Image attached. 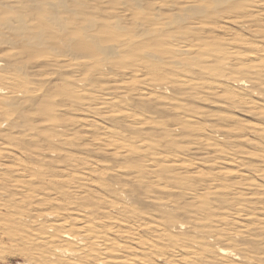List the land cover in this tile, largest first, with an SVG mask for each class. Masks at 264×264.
Instances as JSON below:
<instances>
[{"label":"rangeland","instance_id":"1","mask_svg":"<svg viewBox=\"0 0 264 264\" xmlns=\"http://www.w3.org/2000/svg\"><path fill=\"white\" fill-rule=\"evenodd\" d=\"M5 1V0H4ZM180 1H184V0H180ZM199 1V2H198ZM198 1H196V3L197 4H195V5H197L196 7L197 8H204L202 5H200V3H202L203 4V1L202 0H198ZM241 1V2H240ZM249 1V2H248ZM256 1H258V3H254V0H252V1H250V0H229V2L231 3H229L228 1V3L230 4V5H228V3H227V5L225 4V2H224V6H226V7H228V6H231V7H229L227 10H229L230 11V14H231V12H232V14H234V16H233V18L231 17V18H229L228 20L227 19H225V18H221V17H215V18H211V19H209V18H205V17H202V16H204V15H200V16H195L194 15V11H188V12H186L187 11V9L186 10H184V11H181V12H183V13H181V14H187V15H189V16H187L186 18H185V20H181L180 19V22H179V24H174V26L175 27H172L173 26V24H169V26L167 27V29H165V30H163V31H160V32H157V34H156V36L157 37H155L154 39H152V40H150L149 41V44L147 45L148 47H151V48H155V50H153V52L154 51H156V50H158V49H156L157 47H159V49L161 48L162 49V51H163V49H169V47L171 46V45H173L172 43H178V41H176V40H179L180 38H181V40H183L184 42L186 41V43L185 44H187V41H192L193 42V45H194V43L196 44V46L195 47H193L192 49L194 50V51H196V52H193V50L191 51L192 53H189V56H187L186 57V55H184V56H182V57H180L179 59H181V62H179V59H178V61H175V62H173L174 64H172V62L171 63H168L166 66L168 67V68H166L165 67V65L162 67V68H160V69H157V70H153V68L150 70V67H147V72H148V77L150 76V78H148L147 77V74H146V70H143V71H139L138 73H136V75H134L133 76V79L132 78H126L124 81H128V79L129 80H132L131 81V84H130V87H132V89L129 87V89L128 88H126V84L127 83H125L124 84V82L122 83V82H119V79H120V77H119V75H118V73H117V69L115 68V67H112L113 65L111 64V63H109V61L110 60H106V61H103V63H108V66H107V64H105L106 65V67H105V65H104V68H105V72H106V74L104 75V73H103V78H105L104 80H106V81H104L103 79H101L102 78V75H96V76H94L95 74H93V76H88V73H90L91 71H89L88 73H86V74H83V75H85L86 77H88V79H91V80H88L87 78H85V76H79V74L77 73L73 78L75 79H73L72 77L71 78H69V76H68V78L66 79H63V80H68V81H65V84H66V86H69V87H66V88H64V87H59V85L60 86H62V84H58V87H57V83H58V81H59V83H61V80H60V78L58 79L57 77L58 76H61L60 74H58V73H55V72H53V70H49L48 69V67H47V65H46V68L44 69V71L42 70L44 67H45V64H44V67L43 68H41L40 66H42L43 65V63H41L42 62V60L43 59H47L46 57H45V53L46 52H49V51H45V53L43 54V52H44V50H43V52H41V48H43V47H41L42 46V44H41V42H40V39L41 38H39V36L38 37H36V38H34L36 41H34V40H32V41H34V42H36V43H38L37 44V47H36V44H29V49L28 50H30V51H28L31 55H34L35 56V54L36 55H38V57H41L42 56V60L40 61V64H39V66H37V64L36 63H39V62H36V63H34L33 62V59L32 58H34V56H31L29 53H27V50H26V45H27V41H25L23 38H17V37H14V38H12V36L11 37H6V35H5V33H3L2 35H5V36H1L0 37V39H2V40H0V49L1 50H3V53L4 54H12L13 56H15L16 57V59H17V61H18V59L23 63V65L24 64H30V65H32V66H30V65H28L27 67H25V66H22L21 68H23L22 69V72L19 70V73H18V71H17V73H18V75L20 74V77H24L27 73H28V70L26 69V68H29V71L30 70H32L33 69V71H36V68L38 67V71H40V68H41V71H43V72H41L40 71V73H41V75H43V74H45L44 72H46V74L45 75H47L46 77H51V79H52V81H51V83L52 84H46L47 86H49V88L47 89L46 88V93L47 92H49V90H50V92L49 93H51L52 94V96H54V97H52V98H50L51 100H53V99H57V98H59V100H60V98H61V92L63 93V96L64 97H66L64 100H63V102H62V104H64V103H66L67 105H63V106H65V107H60L61 109H58L57 108V110H56V107L55 108H47L45 111L43 110V107H44V109H45V105H44V102L43 101H38V100H41V97L39 96V98H37V99H35L34 101H35V106H34V108L32 109V111L31 110H28L29 109V105H27L28 106V108L25 106L24 107V105H18V106H14V103L12 104H8L9 103V101L11 102L12 100H14L15 101V98H14V96H12V97H9V101H8V103H6L4 106H3V110H7L6 108H10L11 109V105L13 106V110L9 113V114H7V112H4V113H0V117H3V115L5 114V115H7L6 116V118L9 116V115H12V116H10L9 118L10 119H14V120H19V119H22V117H23V119L24 120H27V121H29L30 122V120H32L31 122H32V124L31 125H29L30 123H27L26 121L24 122V120H20L21 121V123L20 122H18V125H21L22 124V122H24L22 125H21V128H18V127H20V126H12L11 128L12 129H10V126H9V124L7 123V124H4V123H6V121L4 122V123H1V125H0V167H2L1 165H4V166H8V167H5V169L7 168V171H9V170H12V168H14L15 170H13L12 171V173L13 174H16L17 173V175H19L22 179H24V180H30V179H32L31 177H33V178H35L34 180H33V182H32V184H31V186H33V187H30V189H31V192H30V194L32 195V192H33V195L35 194H40V195H37L35 198H31V199H34V200H31L30 199V197H28V196H26V195H24V196H22V198H21V196H19V198H18V194L19 193H16L17 192V187L18 186H20L19 184H22V182L24 181V180H20V182H19V180L18 179H20V177H15V179H13V178H10V177H8V174L11 176V177H14L15 175H11V172L9 171V172H5L6 170L5 169H1L0 170V173H2L3 174V172H4V174L3 175H1L0 174V176H1V178L2 179H0V202H1V204L0 205H2L3 203H2V201L3 200H5V202H4V204L5 203H7V201L8 200H10V199H8V197H10L11 195L12 196H14V195H17L16 197H13V198H16V199H18V200H16L15 199V203L13 202V200L14 199H12L11 201H9V202H12V203H7L6 204V206H5V208L7 207V209L6 210H4V208H3V206H4V204L2 205V209H0V238H2L1 240H0V264H31L30 262H28V260L26 259V257H24V255H21L19 252H16V251H19V249L22 247V243H24L25 241V239H23V238H27L28 239V237H26V236H31V235H33V233L34 234H37L38 233V226L36 225V224H38L39 223V225H40V222H41V225H45V226H42V227H48L47 225L48 224H46V223H49V226L52 224H57L56 222H58L57 220H59V221H62L61 220V218H62V215H63V222H65L66 220L64 219V218H67V221H68V219H69V221H68V223L70 222V223H72L73 224V226L75 227H78V225L79 224H81L82 223V225H79V226H83L84 225V223H85V221H86V219H87V217H89V219H87V221H88V225L90 224H92L91 225V228H95V227H97L96 225H97V221L98 220H101V219H104V220H106L105 218H104V216L107 218V220L108 221H104V220H102V222H104V223H108V224H110L111 222H112V224L113 225H115V224H117V229H116V231H114V232H116L117 233V231L118 232H121L120 234L122 235L121 237H120V239L122 238L123 240H120L119 239V236H117V235H115L114 233H113V231L110 233L109 232V229H105L106 227H104V228H102L103 229V231L105 230V232H104V234L107 236V238H108V235H109V239H110V237H111V239H113V241H116V242H119V243H125V244H127L131 249H128V250H126V251H124V252H122V253H120V254H118V255H120V256H122V257H124V258H130V259H136V260H134L131 264H137L136 262H138L139 264H140V262L139 261H137V260H139V258H145L146 260V263L148 264V262L147 261H153L152 263H151V261L149 262V264L151 263V264H194V262L196 261V263H198L199 262V264H201L203 261H205L207 264H208V262L207 261H209V256L208 255H206V254H204V252H203V250H202V248H201V251L200 250H198V248H200V246H195V245H191V244H188V246L190 247H188L187 246V243H185V242H183L182 240H185V236H189V235H191V234H193V231L191 232L190 231V233H189V235H188V233H186V232H178L177 230H172L171 229V227L168 225V226H166V223L165 222H167L168 223V221H169V219H167V218H169L168 216V214H170V213H172V212H174L175 210H173L172 212H171V210L169 209V211H167V213L165 212L166 210H168V209H162L161 207H158L156 204H155V202H157L158 200H160V198H161V200H163V199H166V197H167V201H170V202H168V203H170L171 204V202H172V204H174V206H180V205H182V206H186V205H183L184 204V200H186V199H180V198H184L183 196H182V194H181V196L180 195H178V193L180 192V190L183 188V187H181V188H179L180 187V185H178V184H181V185H184V187H186V186H188V187H186L187 188V190L186 189H183L182 191H184V192H193L191 189H194V187L193 186H196V187H199L198 189H200V192H199V190H197V188H195L194 189V191H198V193L197 194H199V200L197 201V203H198V205L200 204L201 205V208L202 209H204V211L205 212H209V213H212V214H215V216H219V217H224L225 219H224V222H229L228 220H230V221H232V222H236L237 224H235V223H232V222H229V223H231V225L228 223V225L231 227H235V226H238V230H239V227H240V230H246V228H249V230H253L254 229V227L256 228L257 226L256 225H260V226H264V210H262V209H264L263 207H264V203H262L263 202V200H264V180H262V179H260L259 177H257V175L259 174L258 172H262L263 171V169H264V155L262 156L261 154H260V152L262 153V154H264V141H262V139H260L259 138V136L261 135L262 137H264V135L260 132V128H262V127H264V91L263 90H260L259 92H260V94H262L263 93V96H261L260 94H259V92H258V90L257 91H252L251 90V87L253 88L254 87V85L252 86V84H248L246 87H248V88H244L243 86V89H242V87L238 84V83H236V85H235V80L234 79H240V78H243V77H245L246 76V74H245V72L247 73V76L245 77V78H249L247 81H246V79H244L243 78V81H246V82H248L250 79H251V82L252 81H254L253 79V77L252 76H254L253 75V70H250V72L248 73L247 72V70L245 69V70H243L244 68L243 67H245L246 66V64H248L249 62H251L252 60H253V62H251L252 64H255V65H259V67H262V68H260L259 70H262L263 69V67H264V8H263V6H264V4H263V2H264V0H256ZM117 2H119V0H104V2L102 3V2H99V4L100 5H106L107 7H109V6H112V4L113 5H115L114 3H117ZM205 3V5H207V2L206 1H204ZM253 2V6H252V3ZM248 3H250L249 5H247ZM68 4H69V2H68ZM127 4V3H126ZM126 4H122L121 6H118V7H121V8H124V9H126V8H128L127 9V11H128V13H130V14H132V12H134L133 13V15L136 13L137 15H138V13H142V11L141 10H143L144 8H145V5H143V4H139V5H137V4H133V6H134V8H133V6H130V5H126ZM203 4V5H204ZM256 4H258L257 6H256ZM259 4H263L262 6L261 5H259ZM125 5V6H124ZM69 6H72V5H69ZM123 6V7H122ZM137 6V7H136ZM243 6H246V8L245 7H243ZM129 7H130V9H129ZM196 7H194V8H196ZM234 7V8H233ZM248 7V8H247ZM258 7V8H257ZM230 8H231V10H233V9H235L236 10V12H239L238 14L236 13V12H234L233 13V11H231L230 10ZM237 8V9H236ZM238 8H240V10L238 9ZM242 8V9H241ZM251 8V9H250ZM73 10H75L74 8H72ZM189 9H192V8H188V10ZM209 9H211L210 7H209ZM244 9V10H243ZM2 10H3V8L2 7H0V13H7V12H2ZM77 10V9H76ZM145 10V9H144ZM239 10V11H238ZM242 10V11H241ZM260 10V11H259ZM262 10V11H261ZM245 11V12H244ZM251 12L250 14H249V16L250 17H248L247 16V18L245 19V17H243V15H242V13L244 14V13H246V12ZM253 11H255V12H253ZM257 12V13H256ZM262 12V13H261ZM221 13V12H220ZM241 13V14H240ZM102 14H104V15H102ZM135 14V15H136ZM239 14L243 17H240V18H238L239 17ZM255 14H256V16H255ZM18 15L20 16V18H21V15H20V12L18 13ZM31 13H28L27 15H23V17H22V20H24L25 21V24L26 23H29V21H30V19H31V17L32 16H34V15H32ZM140 15V14H139ZM190 15H192L191 17H190ZM195 17H194V16ZM222 15H225L224 13H222ZM98 16H99V18L97 17V19H101L102 17L101 16H105V12L104 11H100V13H98ZM258 16V17H257ZM192 17H194V18H192ZM116 18L117 17H115V18H110L111 20L110 21H115L116 20ZM220 18V19H219ZM248 18H250V19H248ZM257 18V19H256ZM26 19V20H25ZM113 19V20H112ZM187 19V20H186ZM222 19V20H221ZM231 19H233V20H231ZM247 20L248 19V21H250V22H252V23H250L249 24V26L251 27V28H249L248 26V29H250L249 31H251V29L254 31H257L258 33L260 32L261 34H262V39H261V36L259 35V37L258 38H260V39H258L257 37H255V36H257V34L258 33H256L255 31V33H256V35H255V33H253V34H250L249 32H248V30H247V27H245L246 28V30L247 31H244V27H239L238 25H234L237 21H239V20ZM263 19V20H262ZM199 20H201L203 23H204V25H207L206 27H208V28H206L205 26L202 28V27H197V28H192V23L193 22H195V21H199ZM260 20V21H259ZM186 21V22H185ZM188 21V22H187ZM216 21H218L219 23L217 24L216 23V25H215V22ZM233 21H236V22H233ZM209 22V24H207ZM259 22V23H258ZM177 23V22H176ZM257 23V24H256ZM184 24V25H183ZM214 24V25H213ZM256 24V25H255ZM172 25V26H171ZM218 25V26H217ZM254 25V26H253ZM182 26V27H181ZM185 26V27H184ZM200 26H201V24H200ZM215 28H214V27ZM253 26V27H252ZM128 27H131L130 25H128ZM217 27V28H216ZM227 27V28H226ZM183 28V29H182ZM259 28V29H258ZM260 28H261V30H260ZM174 30V32L177 30H179L178 32H176V33H178V35L180 36H178L176 33H175V36L173 35V33L172 32H170L171 30ZM181 29L183 30V32H180L181 31ZM230 29H232V30H230ZM172 30V31H173ZM185 30V31H184ZM219 30V31H218ZM165 31V32H164ZM187 31V32H186ZM231 31H233V33L231 32ZM185 32V33H184ZM198 32H200V33H198ZM209 33V34H207V33ZM223 32V33H222ZM227 32V33H226ZM236 32V34H238V35H236V34H234ZM158 33H160V34H158ZM205 33V34H204ZM224 33H226L225 35H223ZM232 33V34H231ZM240 33V34H239ZM169 34H170V38H172V39H170L169 40ZM183 34V35H182ZM193 35L192 36V38L194 39V41H193V39H191V35ZM229 34H230V36H229ZM130 36H131V34H129ZM158 35H162V36H158ZM167 35V36H166ZM199 35H201V37H202V40H204L205 41V43H204V41H200L199 39H201V37L199 36ZM206 35V36H205ZM197 36H199V39H198V37ZM228 36V37H227ZM235 36V37H234ZM4 37H6V38H4ZM125 37H128V36H122V39L123 38H125ZM161 37L162 38H164V39H166V42L164 41V39H161ZM168 37V38H167ZM243 37V38H242ZM121 38V37H120ZM137 38V37H136ZM204 38V39H203ZM208 38V39H207ZM231 38V39H230ZM242 38V39H241ZM257 38V39H256ZM6 39V40H5ZM14 39V40H13ZM15 39H17L19 42H21L20 44H24V46H25V49L23 50V49H21V50H23V51H25L26 50V54H20V52H19V48H21V46H20V44H19V42L17 43L16 41H15ZM30 39H33V38H30ZM29 39V40H30ZM175 40V41H174ZM181 40H179L180 41V44L183 42V41H181ZM235 40V41H234ZM239 40V41H238ZM263 40V41H262ZM162 41V42H161ZM163 41H164V43H163ZM167 41H168V43H167ZM197 41H200L199 43L196 42ZM206 41H208L207 43H206ZM10 42V43H9ZM171 42V43H170ZM184 42L182 43V44H184ZM232 42V43H231ZM245 42H246V44H245ZM248 42V43H247ZM8 43V44H7ZM16 43H17V46H16ZM26 43V44H25ZM156 43V44H155ZM158 43H162L163 45H165L166 43V46L164 47H160L161 45L159 44V46H157V44ZM212 43H214V44H216V45H218L217 47H219V45H220V47H219V49L216 47V45L213 47V45H212ZM241 43H242V45H241ZM244 43V44H243ZM251 43V44H250ZM12 44V45H11ZM190 44H192V43H190ZM204 44V45H203ZM248 44V45H247ZM254 44V45H253ZM256 44H257V46H258V48L259 49H261L262 47V49L259 51V49L257 50V46H256ZM33 45H35L34 46V48H36V49H33ZM38 45H41V46H38ZM212 45V46H211ZM2 46V47H1ZM7 46L9 47V46H11V47H9V48H7ZM13 46V47H12ZM15 46V47H14ZM23 45H22V47H24ZM32 46V47H31ZM198 46V47H197ZM202 46V47H201ZM211 46V48L212 49H216L217 48V50L216 51H218V53H220L221 52V50L220 49H225L224 51H226V50H228L229 49V51L230 50H232V51H234L235 49L237 50V49H239V50H237L236 52H238V53H236V54H242L243 52H244V54L246 55V54H248L247 56H245V55H240V56H244L245 58L247 57H249L251 60H247L245 63V66H243V65H236L235 63H237L236 61L235 62H230V63H228V62H225V64H232L231 66H234L236 69H237V71H239L240 70V72H244V73H241V75H240V72H239V75L237 74V72L236 71H234V69L235 68H233L232 67V73H230V72H227L229 69L228 68H230V67H228V68H224V70H226V72L223 70V74H224V77H226L225 78V80L223 79V78H219L218 79V77H223V75H221L220 73H221V71H220V75L218 74L217 75V77L216 76H211V71H209V73L207 74V71H205L206 72V74H205V72H204V70H201V69H209V68H207V67H211L212 69H210V70H213V68H214V66H219V67H217L218 68V70H219V68H221L222 69V67L223 66H220V65H222V62L220 61V56H219V58L220 59H218L217 58V52L215 51V49L214 50H212L211 48H209ZM27 47V48H28ZM41 47V48H40ZM226 47H228L227 49H226ZM247 47V48H246ZM31 48L33 49L32 51H31ZM39 48V49H38ZM69 48V47H68ZM67 48V49H68ZM72 47H70L69 48V50L71 49ZM150 48V51L152 50ZM209 48L210 49V51H212L213 53H214V51L216 52V56L214 55V54H211L212 55V57H215L214 58V62H215V60H217V62L219 61V63H220V65H218L219 63H217V62H215V64H214V66H213V63H212V61H213V58L212 59H210L211 57H210V53H212V52H210L209 51V53L208 52H206L207 51V49ZM233 48V49H232ZM9 49V50H8ZM38 49V50H37ZM41 49V50H40ZM46 49V48H45ZM197 49V50H196ZM14 50V51H13ZM20 50V51H21ZM35 50V51H34ZM40 50V51H39ZM68 50V51H69ZM164 50V51H165ZM166 50V51H167ZM199 50V51H198ZM220 50V51H219ZM243 50V51H242ZM22 51V52H23ZM160 51V50H159ZM242 51V52H241ZM254 51H256V53L254 52ZM257 51H259V52H257ZM263 51V52H262ZM42 54H41V53ZM52 51H50V53H51ZM198 52H201V53H203L204 52V57L206 56V58H204V57H199V56H203L202 54L201 55H199V53ZM223 52V51H222ZM246 52V53H245ZM251 52V53H250ZM253 52V53H252ZM34 53V54H33ZM52 53H54V52H52ZM55 53H60V52H56L55 51ZM195 53H198V54H195ZM208 54V56L210 57H208L207 55H205V54ZM233 53V52H232ZM232 53H230L229 55V57H233V54ZM31 56H29V55ZM39 54H41V56H39ZM75 55L74 56H77V53H74ZM80 54V53H79ZM78 54V55H79ZM192 54V55H191ZM235 54V56L233 57V58H237V56L238 55H236ZM251 54V55H250ZM17 55V56H16ZM44 55V56H43ZM46 55H51V54H46ZM188 55V54H187ZM190 55H191V57H190ZM252 55H253V57H252ZM260 55V56H259ZM27 56V57H26ZM80 56V55H79ZM193 56V57H192ZM240 56H239V58H240ZM258 58H260V59H256L257 57ZM37 57V56H36ZM35 57V58H36ZM196 57L198 58V60L196 59ZM208 57V58H207ZM28 58V59H27ZM185 58V59H184ZM201 59V61H200V59ZM204 59V63L203 64H205L204 65V67L206 66V63H207V67H205V68H203V64L201 65L200 63H202L203 61V59ZM217 58V59H216ZM232 58V59H233ZM15 59V60H16ZM29 59H31L30 61H29ZM41 59V58H40ZM183 59V60H182ZM187 59H188V61H187ZM196 59V60H195ZM207 59L209 60H212V61H208L207 62ZM231 59V60H232ZM34 60H38V59H34ZM45 60H43V62L45 61ZM176 60V59H175ZM190 60V61H189ZM193 60H195L196 62H194ZM254 60H255V63H254ZM257 60V61H256ZM262 60V61H261ZM16 61V63L19 65V64H21V62L20 61H18L17 62ZM205 61H206V63H205ZM232 61H234V60H232ZM238 61V60H237ZM249 61V62H248ZM28 62V63H27ZM34 64H33V63ZM178 62V63H177ZM102 63V62H101ZM102 63V64H103ZM224 63V62H223ZM261 63V64H260ZM262 63H263V65H262ZM102 64L101 65H99V66H102ZM109 64H110V66H109ZM210 64V65H209ZM217 64V65H216ZM234 64V65H233ZM22 65V64H21ZM171 65H173L174 67H171ZM212 65V66H211ZM229 65V66H230ZM258 65H257V67H258ZM34 66V67H33ZM35 66H37V67H35ZM227 66V65H226ZM241 66V67H240ZM30 67H32V69H30ZM40 67V68H39ZM239 67V68H238ZM34 68H35V70H34ZM97 68V67H96ZM95 68V69H96ZM171 68V69H170ZM176 68V69H175ZM242 68V69H241ZM6 69V70H5ZM4 69V71H5V73H4V71H2V70H0L1 72V74H5V75H10V76H12V78H13V80H18L19 78H18V75H15L14 73L16 72H14V71H8V69L9 68H5ZM253 69H255V68H253ZM46 70V71H45ZM48 70V71H47ZM154 72H157V73H154ZM165 70V72H163ZM166 70H168V71H166ZM174 70V71H173ZM184 70V71H183ZM217 70V71H218ZM230 70V71H231ZM242 70V71H241ZM6 71H8L9 73H11V74H9V73H6ZM25 71V72H24ZM26 71H27V73H26ZM33 71H30L29 72V74L31 75V74H33L34 75V72ZM93 71H95V70H93ZM160 72V74H159V72ZM172 71V72H171ZM185 71H186V73H185ZM214 71H215V69H214ZM264 71V69L262 70V72ZM25 73V75L24 74H22V73ZM32 72V73H31ZM142 72V73H141ZM150 72H152V73H150ZM163 72V73H162ZM166 72L168 73V75H165L166 74ZM175 74H174V73ZM200 72H204L203 73V75H202V73L200 74ZM261 72V71H260ZM261 72V74H262V77L264 76V72L262 73ZM35 73H38V72H35ZM39 73V74H40ZM95 73H96V71H95ZM143 73H145L144 75H143ZM154 73V74H153ZM162 73V74H161ZM182 73V74H181ZM185 75H184V74ZM228 73V74H227ZM231 74V76H229L230 74ZM58 76H57V75ZM91 74V73H90ZM111 74V75H110ZM155 74H156V76H155ZM164 74V76H162ZM171 74H173L174 76H175V78H177L178 76L177 75H179L180 77H184V78H186V82L188 83V82H191V83H193L191 80H196L193 84H195V88L194 89H198L197 91H196V94H195V92H192V91H190V89H188V87L189 88H191V85H187V87H184V86H182V88L184 87V89H177V87H176V89H175V87H170L171 89L173 88V89H175V90H171L170 88H169V90L168 89H166L167 91H165L164 90V92H163V90H162V88L160 89V91H158L159 90V88L160 87H158L157 88V84L155 85V84H153L154 86H156L155 88H157V89H152V87H154L153 85H152V83L154 82H159V81H161V79H162V77H163V79L165 78H167V80H168V78L169 79H171L172 77L174 78V76H172ZM181 74V75H180ZM200 74V75H199ZM226 74V75H225ZM233 74V75H232ZM235 74V75H234ZM236 74H237V76H236ZM242 74H244V75H242ZM248 74H249V76H248ZM141 75V76H140ZM154 77H153V76ZM158 75H160L159 77H157ZM188 75H190V76H188ZM197 75V76H196ZM200 77H199V76ZM227 75H228V77H227ZM57 76V77H56ZM136 76H138L139 77V80H137L138 78H136ZM145 76V77H144ZM162 76V77H161ZM186 76H188V77H186ZM194 78H193V77ZM240 76V77H239ZM251 76V77H250ZM259 76L261 77V75L259 74ZM31 77V76H30ZM54 77V78H53ZM82 77H84L83 79H82ZM94 77H96V78H94ZM97 77H100V79L102 80H100L99 78V80H97ZM109 77V78H108ZM114 77V80H116L117 82H115V81H110L112 78ZM119 79H118V78ZM147 77V78H146ZM157 77V79H160V80H157V79H155ZM179 77V78H180ZM191 77V78H190ZM198 77V78H197ZM210 77V78H209ZM230 77H232V78H230ZM261 77V81H263L264 82V77L262 78ZM15 78V79H14ZM18 78V79H17ZM32 78V80H34L35 79V76L33 77H31ZM30 78V79H31ZM80 78V81H81V79H82V81H81V83H82V87H80L79 88V91L81 90V92L80 93H82V91L84 92L85 91V93H83V94H86V96H87V93L89 94L88 95V97L90 96V95H96V97L98 96L99 97V99L101 98V97H103V98H101L100 99V101H98V102H96V101H92V100H95L96 98L93 96V99L92 98H90L89 99V101H88V98L86 97V99H85V102L84 103H86L85 105L83 104V106H86V108L85 107H83L82 106V104H79V107L78 106H75V105H73V104H71L70 102H69V100L67 99V95H69V94H67V92H69V93H71V94H73V92L76 90V88L78 87V86H81V85H79L78 84V79ZM111 78V79H110ZM115 78H117V79H115ZM142 78H144V79H142ZM155 79L154 81L152 80V79ZM188 78V79H187ZM203 78H204V80H203ZM212 78V79H211ZM229 78V79H228ZM253 78V79H252ZM21 79V78H20ZM56 79V80H55ZM58 79V80H57ZM71 79H73L74 81H72ZM96 79V80H95ZM110 79V80H109ZM197 79H198V81H197ZM201 79H202V81H201ZM222 79V80H221ZM230 79H232L231 80V82H228V80H230ZM84 80L85 81H87V82H92L93 83V86H95L96 88H94L92 85H91V83H85L84 82ZM113 80V79H112ZM136 80V81H135ZM141 80V81H140ZM145 80V81H144ZM146 80H149L148 82L150 83V81L152 80V82L150 83V85H149V83L146 81ZM181 80H183L182 78H181ZM206 80V81H205ZM224 80V81H223ZM227 80V81H226ZM56 81H57V83H56ZM75 81H77V85L75 86V84L76 83H74V85H73V82H75ZM96 81V82H95ZM203 81H204V83H203ZM255 81H257L256 79H255ZM255 81L253 82L254 84H255ZM260 80H259V82L258 83H260V85H261V83H263V82H261ZM53 82H54V84H53ZM69 84H68V83ZM101 82H103L101 85H103L104 83H105V86H108V87H105L104 86V88L103 89H105V88H109V91L107 92V93H110V95H108L107 93H105L103 90H101L102 89V86L100 87V83ZM114 82V83H113ZM128 82H130V81H128ZM132 82H133V84H132ZM139 82V83H138ZM144 82H147V83H144ZM196 82H199V83H197L196 84ZM206 82V83H205ZM246 82H244L245 83V85L247 84ZM250 82V83H251ZM83 83H85L86 85H87V87H88V85H89V87L88 88H86L84 85L85 84H83ZM96 83V84H95ZM99 83V87H98V84ZM115 83H117V84H115ZM123 84V86H120V85H122ZM138 83V85H136ZM160 84H161V82H159ZM158 83V84H159ZM208 83V84H207ZM215 83V85H218V87L217 86H215V85H213ZM257 83V85H259ZM55 84H56V86H55ZM72 84V85H71ZM95 84V85H94ZM111 84V85H110ZM113 84H115V85H113ZM120 84V85H119ZM204 84H206V85H204ZM210 84V85H209ZM212 84V85H211ZM264 84V83H263ZM0 87L1 88H3V86L2 85H4V89H3V91H7L6 90V88H5V83L3 82V81H0ZM116 85H118V87L116 86ZM128 85V84H127ZM132 85V86H131ZM148 85V86H147ZM152 85V87L150 88V86ZM202 85H203V87H205L204 89H202L201 90V88H203L202 87ZM219 85H222V86H224L225 88L224 89H226V90H224L223 88H219L220 86ZM251 85V87H249ZM257 85H255V88H258V86ZM259 85V86H260ZM116 87V88H114V87ZM221 86V87H222ZM71 87H72V89H71ZM85 87V88H84ZM122 87H123V89H122ZM135 87V88H134ZM181 87V86H180ZM193 87V86H192ZM198 87V88H197ZM211 87H214V88H212L211 89ZM226 87H228V88H226ZM52 88V89H51ZM55 88V89H54ZM57 88H61L62 89V91L60 90L59 91V89H58V91H57ZM67 88H69V90H67V92H65L66 90L65 89H67ZM82 88V89H81ZM110 88H113V89H110ZM118 88H120L119 90H118ZM168 88V87H167ZM254 88V89H255ZM84 89V90H83ZM92 89V90H91ZM106 89V90H107ZM115 89V90H114ZM164 89V88H163ZM185 89H188V90H185ZM192 89V88H191ZM213 89H215V90H213ZM248 89H250V90H248ZM258 89H260V88H258ZM55 90L57 91V93L55 92ZM88 90V91H87ZM112 90V91H111ZM116 91V92H114V91ZM132 90L134 91V93H132ZM183 90V91H182ZM193 90V89H192ZM200 90V91H199ZM206 90H207V92H206ZM227 90H228V93H227ZM77 91H78V88H77ZM78 91V92H79ZM99 91H101V92H103V93H101V92H99ZM119 91V92H118ZM136 91H139V92H136ZM142 91V93H146V98H147V100H148V97L149 96H151V99L152 100H154L155 101V99L157 98H159L160 100V102L162 101V106H164V104H165V106H166V104H167V106H171V105H168V102L169 101H171V103L170 104H173V106H171V111H169V112H175V110L179 113V115H178V113L176 114H173L174 115V117H177V115H178V118H181V119H179V121H183L184 122V124L183 123H181L182 125H178V126H176V124L177 123H179L180 124V122L176 119V118H174L173 116H170L172 113H169V115L167 114V113H165L166 115H164V113H161V112H158V111H161L160 110V108L162 107H160V105L158 106V104L159 103H157V102H159L157 99V101L153 104V103H151L150 101H152L151 99H150V97H149V99L150 100H146V98H144L145 96H144V94L141 96V95H139L140 96V98L141 99H143V100H146L147 102H148V104H146L145 103V101L143 102V101H141V99H139V101H138V98L139 97H136L135 95H138V94H141L140 92ZM146 91H148V92H150V93H148V92H146ZM181 91V92H180ZM193 91H195V90H193ZM216 91H218V93L216 92ZM76 92V91H75ZM176 92H178V93H176ZM183 92V95L181 94ZM258 92V93H257ZM93 93V94H92ZM136 93V94H135ZM148 93V94H147ZM185 93V94H184ZM189 93H193L192 95H198V96H191V94H189ZM6 94V93H5ZM50 94V95H51ZM56 94H59L60 96H57ZM99 94V95H98ZM114 94V95H113ZM130 94V96H132L131 98L132 99H134V98H137V99H134V101L128 96ZM135 94V95H134ZM162 94H164V95H162ZM209 94V95H208ZM56 95V96H55ZM101 95V96H100ZM102 95H105V96H102ZM174 95V96H173ZM179 95V96H178ZM190 95V96H189ZM216 95V96H215ZM232 95V96H231ZM91 96V97H92ZM113 96V97H112ZM115 96H116V98H115ZM154 96V97H153ZM224 96V97H223ZM57 97V98H56ZM64 97H62V98H64ZM97 97V98H98ZM110 97V98H109ZM111 97H112V100L113 101H111ZM126 97H129V99H127ZM156 97V98H155ZM192 97V98H191ZM200 97V98H199ZM227 97H229V98H227ZM239 97V98H238ZM245 97L248 99H246L245 100ZM61 98V99H62ZM95 98V99H94ZM106 100H105V99ZM123 98H124V100L125 101H123ZM154 98V99H153ZM164 98V99H163ZM235 98H237V99H235ZM241 98V99H240ZM251 100H250V99ZM98 99V100H99ZM104 99V100H103ZM108 99V100H107ZM132 100L133 102L132 103H130L129 104V102L130 101H127V100ZM169 101H168V100ZM172 99V100H171ZM234 99V100H233ZM245 100V102H244V100ZM36 100H37V102H36ZM58 100V99H57ZM138 102H137V101ZM233 100V101H232ZM237 100V101H236ZM254 101V102H256L258 105L257 106H259L258 108H259V111H258V109L256 110L257 112H259L261 115H263L262 117H261V115L260 116H257V115H255L256 113H254L255 112V110L253 111V110H250L249 109V104H247V101ZM65 101V102H64ZM92 101V102H91ZM107 101H109V102H107ZM117 101V102H116ZM119 101H121L122 102V104H124V105H122L121 104V102H120V104H119ZM154 101H152V102H154ZM238 101H240L239 103H238ZM91 102V103H90ZM128 102V103H127ZM141 104H140V103ZM182 102V103H181ZM89 103V104H88ZM149 103H151L152 105H150ZM157 103V104H156ZM245 103V104H244ZM260 103V104H259ZM10 105V106H6V105ZM109 104V105H108ZM161 104V103H160ZM42 106V108H41V106ZM44 105V106H43ZM88 105V106H87ZM104 105V106H103ZM126 105V106H125ZM141 105V106H140ZM145 105H147V106H145ZM156 105V106H155ZM179 105V106H178ZM248 107H247V106ZM38 106V107H37ZM40 106V107H39ZM110 106V107H109ZM127 106L129 107L130 106V109H125V107L127 108ZM151 106H153V107H155V110H154V108L153 109H151L152 107ZM164 106V107H165ZM186 106V107H185ZM1 107V106H0ZM21 107V108H20ZM23 107V108H22ZM90 107V108H89ZM98 107V108H97ZM136 107H139L138 108V110H140V111H138L137 110V108ZM143 107H145V108H143ZM147 107H149V109L148 110H146L144 113L145 114H142V111H144L145 109H147ZM156 107H160V108H156ZM175 109H173V108ZM239 107V108H238ZM26 108V109H25ZM37 108V109H36ZM38 108H39V110H38ZM64 108H65V111H62V110H64ZM106 108L107 109H109L110 108V110H108V111H110V112H108L107 110H106ZM112 108V109H111ZM124 108V109H123ZM182 108H183V110H182ZM187 108V109H186ZM189 108V109H188ZM196 108V109H195ZM15 109V110H14ZM22 109V110H21ZM23 109H25V110H23ZM49 109V110H48ZM53 109V111L54 110H56V112L58 113V115H57V113H55V111H54V113H53V115L51 114V110ZM67 109V110H66ZM75 109V113H74V110ZM99 109H103V110H101V112L103 113L104 111V116L102 115V113L100 112V110ZM143 109V110H142ZM162 109H164L163 107H162ZM172 109H173V111H172ZM185 109V110H184ZM201 109V110H200ZM1 110H2V108H0V112H1ZM3 110H2V112H3ZM28 110V111H27ZM35 110H37V111H35ZM61 110V111H60ZM99 110V112L97 113V111ZM115 112V110H116V112L117 113H119V111L118 110H120L122 113H128V114H126V115H129L128 116V119H127V121L126 120H124V119H126L125 117H123V116H121L122 114H119L122 118H124V119H122L121 117V120H120V118H119V115H117V113L115 114V113H113V111ZM152 110H154V111H152ZM190 110V111H189ZM195 110V111H194ZM250 110V112H248ZM8 111V110H7ZM19 113H18V112ZM29 111L30 112H32V113H29ZM47 111H49V112H47ZM52 111V112H53ZM58 111H60V113L58 112ZM71 111V112H70ZM157 111V112H156ZM163 111V110H162ZM164 111L166 112V110L164 109ZM163 111V112H164ZM189 113H188V112ZM9 112V111H8ZM22 112H24L25 113V117L26 116H28L27 118H25L24 117V113H22ZM36 112V113H35ZM47 112V113H46ZM61 112H63V113H61ZM149 112V113H148ZM153 112H155V113H153ZM168 112V111H167ZM197 112H202V113H204V115H202V113H200V114H198ZM263 114H262V113ZM26 113H29V114H27L26 115ZM45 113V114H44ZM49 113V114H48ZM66 113V114H65ZM114 114V116L115 117H108V116H111V115H113ZM130 113V114H129ZM136 113V114H135ZM146 113L147 114H149V116L148 115H146ZM194 113H197V114H194ZM258 113V114H259ZM17 114H19L20 115V117H19V115H17ZM36 114V115H35ZM51 114V115H50ZM60 114V115H59ZM63 114H65V115H68V117L67 116H65V115H63ZM132 114V115H131ZM134 114L135 115H137V114H139V115H141L143 118H145V117H147V118H145V120H146V122H148L149 120L150 121H152V122H150L149 121V123H147V124H155V123H157L158 122V124L160 125V123H163L162 125H160V126H162V128H170V129H175V135L176 136H174L172 133H169V131L168 130H170V129H168L167 131H168V133L169 134H172L171 135V138H170V135L167 137L168 138V141H166L167 140V138L165 137V139L163 138V134L164 133H166L167 131H166V129H164L163 131H164V133H163V131L162 130H159L158 131V129H159V125L158 124H156V125H158V129H156V125L154 126L155 128H153L152 126L153 125H149L150 126V130H149V128L147 129V124L145 125H142V124H139V125H137V126H135L136 124H133V126L134 127H136V128H138V126L140 127V126H142V128H139V130L140 129H143V130H141L140 131V133L143 131L144 132V130H145V128H146V132H151V134H150V136L148 135V133L146 134V133H143V134H141V135H139L140 133L139 132H137V131H139V130H137V129H135L136 130V133H135V130H133L134 131V133L133 134H135V136H137V138H133L134 136H133V134H132V132L133 131H128L129 129H131L132 128V117L134 116ZM157 114V115H156ZM186 114V115H185ZM189 114H191V115H189ZM250 114V115H249ZM15 115V116H14ZM18 116V119H17V116ZM39 115H40V117H42V118H38L39 117ZM72 115V116H71ZM106 115H108L107 117H105ZM151 115H152V117H154V119H151ZM163 115V116H162ZM176 115V116H175ZM182 115V116H181ZM36 116H37V118H36ZM54 116H57V118L58 119H56V117L55 118H52V117H54ZM63 118H65V117H67L68 119H70V120H72V119H75V120H73V121H75L76 122V118L75 117H77V121L78 122H74V124L73 123H69V122H67V123H69V125H66L67 126V129H69V128H72V131H71V129H69L71 132V134H73V135H75V136H73L74 138H72L70 141L71 142H69V140H68V142H69V145L67 144H65L63 141H62V143H64L63 145H59V141H58V144L56 143L57 142V140H61V137H59L60 136V132L59 131H61V130H64V128H66V126H65V124L61 121V122H59L60 121V119H62V117ZM71 116V117H70ZM103 118H102V117ZM132 116V117H131ZM170 116V117H169ZM180 116V117H179ZM183 116H185V117H183ZM200 116H202V117H200ZM12 117H14V118H12ZM70 117V118H69ZM167 117V118H166ZM4 118H5V116H4ZM32 118V119H31ZM36 118V119H35ZM45 118V119H44ZM66 118V119H67ZM101 118V119H100ZM155 118H156V121H153V120H155ZM173 118V119H172ZM185 118V119H184ZM230 118V119H229ZM263 118V119H262ZM8 119V118H7ZM33 119H35V124H36V127H39V125H40V123H42V122H44V124L42 123V126H44V127H46L45 129L43 128V127H41V128H43V130H41L40 128H33ZM39 119H41V120H39ZM53 119H54V121H53ZM169 119H171V120H175V121H173V122H175L174 123V125L172 124V126H174V127H171V122H169ZM189 119V120H188ZM229 119V120H228ZM38 120V121H37ZM63 120V119H62ZM114 120V121H113ZM148 120V121H147ZM162 120V122H159V121H161ZM166 122H165V121ZM42 121V122H41ZM85 121V122H84ZM131 121V122H130ZM165 122V124L166 123H170L169 125L170 126H166V125H168V124H164V122ZM215 121V122H214ZM220 121V122H219ZM235 121V122H234ZM16 122V121H15ZM87 122V123H86ZM114 122H115V124H114ZM131 123L130 125V127L128 126L129 125V123ZM252 122V123H251ZM54 123L56 124V127H55V125H54ZM111 123V124H110ZM127 123V124H126ZM247 123H248V125H247ZM2 124H4V126H2ZM25 124H27L26 125V127H28V128H24L23 127V125H25ZM34 124V125H35ZM48 124V125H47ZM61 124V125H63L64 124V126L65 127H63V128H61L62 126H60L59 127V125ZM114 124V125H113ZM119 126H118V125ZM127 126H126V125ZM200 124V125H199ZM252 126H251V125ZM6 125V126H5ZM12 125V124H11ZM74 125V126H73ZM80 125V126H79ZM126 126L125 128H124V126ZM184 125V126H183ZM9 127V128H6V127ZM30 126H32V127H30ZM54 126V127H53ZM69 126V127H68ZM101 126V127H100ZM118 128V127H120V128H116V127ZM144 126H146V127H144ZM175 126H176V128H177V130H178V128L179 129H181L179 132L176 130V128H175ZM191 126V129L189 128V127ZM258 126V127H257ZM4 127V128H3ZM82 127V128H81ZM90 127H91V129H90ZM124 129H123V128ZM144 127V128H143ZM183 127V128H182ZM184 127H188V128H184ZM201 127V128H200ZM214 127H215V130H214ZM227 127V128H226ZM242 127H245V128H242ZM254 128V130H253V128ZM260 127V128H259ZM24 128V129H23ZM74 128V129H73ZM97 128V129H96ZM102 128V129H101ZM109 128V129H108ZM116 128V129H115ZM128 128V129H127ZM151 128H153V129H156L157 130V132H156V130H155V133L153 132V129L151 130ZM193 128L195 129V130H193ZM216 128H220V130L221 131H218V129L216 130ZM16 129V130H15ZM21 129V130H20ZM59 129H61V130H59ZM79 129V130H78ZM121 129V131H119ZM183 129H186V130H183ZM197 129V130H196ZM200 129V130H199ZM202 129V130H201ZM264 129V128H263ZM22 131V132H20V131ZM23 130H25V131H23ZM58 131L59 133H56L55 131ZM66 130V129H65ZM75 130V131H74ZM80 130L82 131V132H80ZM94 130H96V132L98 131V130H100L99 132H97L98 133V135L100 134V132H101V130H103L104 132H106V134H107V137L105 138V139H103L104 138V136H106L105 135V133H104V135H103V132H101V134L102 135H99V137L100 138H98L96 135H97V133L94 131ZM119 132H118V131ZM124 130V131H123ZM127 132H129V134L128 133H126V131ZM19 131V132H18ZM78 131H79V133L81 134V136H77V135H80L79 133H78ZM91 131H92V133H91ZM162 131V132H161ZM184 131V132H183ZM186 131V132H185ZM218 133V132H220V134L219 135H217L216 134V132ZM223 131V133H221ZM255 131V132H254ZM257 131V132H256ZM88 132H90V133H88ZM115 132H117V133H115ZM123 132H125L124 134H122ZM149 132V133H150ZM182 132V133H181ZM215 132V133H214ZM251 132H252V134H251ZM17 133H19L21 136H19V134L17 135ZM25 133V134H24ZM93 133H94V135H93ZM96 133V134H95ZM114 133H115V135H114ZM159 133H160V135H159ZM168 133H166L165 134V136H167L168 135ZM187 133V134H186ZM214 133V134H213ZM256 133L258 134V136H256ZM263 133H264V131H263ZM27 134V135H26ZM33 134V135H32ZM45 134V135H44ZM56 134V135H55ZM57 134H59V136H57ZM109 134V135H108ZM120 134H122V135H120ZM132 134V135H131ZM136 134H138V135H136ZM153 134H155L156 135V138L157 139H155V135H153ZM157 134L160 136H158L157 137ZM182 134H183V136H182ZM222 134V135H221ZM224 134V135H223ZM260 134V135H259ZM26 135V136H25ZM39 135V136H38ZM83 135H86L87 137L85 138V136H83ZM91 135V136H90ZM111 135V136H110ZM117 135V136H116ZM126 135V136H125ZM127 135H129V136H127ZM131 135V136H130ZM152 135V136H151ZM163 135V136H162ZM218 137H217V136ZM22 136H25V137H27V139H28V136L30 137L28 140H29V142L32 140L31 138H33V140L35 139V140H38L39 139V141L40 142H35L36 143V145H35V143H33L32 144V142H30V144H29V142H28V144H29V146H27L28 144H24L25 143V140L22 138ZM46 136H48V138H46L45 139V137ZM56 136V137H55ZM92 137V138H94V139H92V138H90V137ZM142 136H143V139H141L142 138ZM147 136V137H146ZM182 136V137H181ZM185 136V137H184ZM232 136V137H231ZM260 136V137H261ZM78 137V138H77ZM80 137V138H79ZM82 137H84V138H82ZM96 137V138H95ZM109 137H110V139H117V140H119L120 139V141L121 142H123V141H125V143L126 144H129L130 143V145H132L137 151H139V152H141L142 154H144V152H147V149H149L151 146H152V149H155L154 148V146L155 145H157L158 147L155 149V151L157 150L158 152H159V154H163L162 156H165V158H167L165 161H167L168 159H170V158H172V159H174L177 163L179 162V161H182V162H180V163H176L175 162V165L174 164H172V162L170 163L169 161H167V164L165 163H163V164H161L160 162H165V161H160V162H158V164L161 166V167H163L162 169H161V167L159 166V165H154L155 167H153V168H150L149 166H147V168L151 171H148V169L146 170V168L144 169L143 168V170H141V172L143 171L146 175H147V178H145V179H147L145 182L143 181L142 183L140 182V184H138L139 182H137L138 180H136V177L134 176L133 177V174L131 175H129V173H132V171H133V168H131L133 165L135 166V168L137 169L138 167H136V165L135 164H132V163H130L133 159V161H135V159H136V157L135 158H133V157H131L132 155H130V154H123L122 155V153H121V157H125V156H127V155H129L131 158H133V159H131L130 157H128L126 160L127 161H125V159L124 160H122V162H119V161H121V160H119V161H117V162H119V163H117L118 165L116 166V159L115 158H113V156L110 158L109 157V155H111V154H109L108 155V153H109V151H108V153L106 152V154L104 153V151H107V150H105V149H102L101 147V149L102 150H100V152H97V154L98 155H96V152L94 151V149H95V147L97 146L96 144L98 143H100V142H98L99 140L100 141H102V142H104L105 140H107V138L109 139ZM119 137V138H118ZM131 137V138H130ZM139 137V138H138ZM149 137H154V139H153V141H148V138ZM173 137V138H172ZM179 137V138H178ZM201 137V138H200ZM13 138L15 139V140H13ZM18 139V141H17V139ZM19 138L21 139V141L19 140ZM42 138V139H41ZM78 140H77V139ZM81 138H82V140H81ZM122 138V139H121ZM128 139L129 141V143H127V140L126 139ZM152 138H149V140L151 139L152 140ZM161 138V139H160ZM190 138H193V140H195V142L196 143H198V144H201V145H203V146H200L199 147V145L198 144H196L193 140H192V142L191 141H189L190 140ZM258 138V139H257ZM11 139H12V142H11ZM31 139V140H30ZM49 139H50V141H49ZM84 139V140H83ZM91 139V140H90ZM247 139V140H246ZM24 140V141H23ZM32 140V141H33ZM85 140H87V141H85ZM93 140H96L95 142L93 141ZM104 140V141H103ZM165 140V141H164ZM179 140V141H178ZM184 140V141H183ZM201 140H203V141H201ZM207 140V141H206ZM246 140V141H245ZM263 140H264V138H263ZM15 141H17V143L15 142ZM78 141V142H77ZM84 141V142H83ZM148 144H144L145 142ZM154 141H155V145H150L151 144V142L154 144ZM191 143H189V142ZM197 141H199V142H197ZM200 141L202 142V143H200ZM206 141V142H205ZM258 141V143L259 144H261L262 143V147L260 146V147H258L257 146V144L258 143H256ZM21 142V143H20ZM24 142V143H23ZM27 142V141H26ZM67 142V141H66ZM67 142V143H68ZM83 142V143H82ZM167 142V143H166ZM187 142H188V144H187ZM226 142V143H225ZM256 144H255V143ZM82 143V144H81ZM92 144V145H88V144ZM95 143V144H94ZM124 142H123V144H125ZM133 143V144H132ZM141 143L142 144H144V145H141ZM205 143V144H204ZM212 143L214 144V145H212ZM217 144V147H214V146H216V144ZM11 144H12V146H11ZM40 144H41V146H40ZM52 144V145H51ZM139 144H140V146H139ZM207 144V145H206ZM255 144V145H254ZM15 145H17V146H15ZM22 145H23V147H26V149H24V154H23V149H22ZM43 145H45V146H43ZM50 145V146H49ZM169 147H168V146ZM172 145H174V146H172ZM191 145V146H190ZM196 145H198V146H196ZM15 146V147H14ZM53 146H55L56 148H58L57 149V151L54 149V147ZM68 146V147H67ZM88 146H90V148H88ZM124 146V145H123ZM123 146H121L119 149H118V151H120V150H122V151H124V147ZM139 147L138 149H137V147ZM144 147V148H140V147ZM165 146H166V148H165ZM27 147H29V148H27ZM36 147V148H35ZM39 147V148H38ZM47 147H49V148H47ZM50 147H52V148H50ZM73 147V148H72ZM76 147V148H75ZM92 147H94V149L92 150L91 148ZM147 147V148H146ZM156 147V146H155ZM175 147V148H174ZM178 147V148H177ZM182 147V148H181ZM188 147V148H187ZM196 147H197V149H196ZM222 147V148H221ZM257 147V148H256ZM42 149L43 150V152H44V154L47 152V154H48V152L49 153H51L52 151L54 152H52L51 154L52 155H47V154H43V153H41L40 155H38V153L39 152H42V151H38V149ZM45 148V149H44ZM99 148V149H100ZM122 148V149H121ZM185 148H186V150H185ZM192 148V149H191ZM194 148V149H193ZM204 148V149H203ZM14 149V150H13ZM27 149H29V150H27ZM34 149H36L38 152H36ZM73 149V150H72ZM78 149H79V151H78ZM141 149V150H140ZM144 149V150H143ZM173 149V150H172ZM178 149V150H177ZM224 149H225V151H224ZM233 149H236L235 151L233 150ZM96 150V149H95ZM150 151H151V149H149ZM148 150V153H152L153 152V150L150 152ZM187 150H189V151H187ZM258 150V151H257ZM22 151V152H21ZM61 151V152H60ZM97 151H99V150H97ZM121 151V152H122ZM142 151H144V152H142ZM197 151V152H196ZM224 151V152H223ZM233 151V152H232ZM236 151H238V152H236ZM241 151V152H240ZM15 152H16V154H15ZM21 152V153H20ZM32 152V153H31ZM92 152H93V155H92ZM103 152V153H102ZM232 152V153H231ZM236 152V154H234ZM243 152V153H242ZM256 152H258L259 153V155H258V153H256ZM7 153V154H6ZM34 153H36V154H34ZM68 154V155H66V154ZM156 153V152H155ZM225 155H224V154ZM255 153L257 154V156L255 155ZM10 154V155H9ZM27 154V155H26ZM30 154V155H29ZM31 154H32V156H33V158H35V159H33L32 157H31ZM58 154V155H57ZM60 154V155H59ZM64 154V155H63ZM232 154H234L232 157H231V155ZM239 154V155H238ZM6 155V156H5ZM12 155H16L14 158L12 157ZM29 155V156H28ZM37 155V157H35ZM69 155H70V157L72 158H75V159H71L70 157H69ZM106 155V156H105ZM125 155V156H124ZM136 155V154H135ZM147 155V154H146ZM175 155H176V157H175ZM177 155H179V156H177ZM241 155V156H240ZM247 155V156H246ZM11 156V157H10ZM28 156V157H27ZM57 156H59V159H57ZM61 156H63V157H61ZM66 156H68L69 157V160L67 159L68 157H66ZM137 156V155H136ZM225 156H227V157H225ZM230 156V157H229ZM237 156H239L238 158H237ZM251 156V157H250ZM254 156H256V157H254ZM48 157V158H47ZM56 158V159H54V158ZM120 157V158H121ZM169 157V158H168ZM223 157H224V159H223ZM229 157V158H228ZM233 157H234V159H233ZM29 158H31V159H29ZM36 158H38V160L36 159ZM41 158H43L44 160H46L45 162H44V160L42 161V159ZM117 158H119V157H117ZM126 158V157H125ZM176 158V159H175ZM240 158V159H239ZM258 158V159H257ZM13 159V160H12ZM49 159V160H48ZM64 160V161H61V160ZM71 159V160H70ZM76 159H77V161H76ZM85 159V160H84ZM101 159H103V160H101ZM115 161H114V160ZM227 159H229V160H227ZM236 159V160H235ZM241 159H243L242 161H241ZM253 161H251V160ZM11 160V161H10ZM22 160V161H21ZM37 160V162H35V161ZM75 160V161H74ZM221 160V161H220ZM224 160V161H223ZM20 161V162H19ZM31 161V162H30ZM35 163V164H33V162ZM38 161H42V162H40V163H42V164H40ZM48 161V162H47ZM52 161V162H51ZM74 162V163H70V162ZM129 161V162H128ZM132 161V162H133ZM136 161H137V159H136ZM136 161H135V163H136ZM236 161H238V162H236ZM245 161V162H244ZM28 162V163H27ZM43 162H44V164H43ZM107 164H106V163ZM128 162V163H127ZM251 162L253 163L252 164V167L250 166V164H251ZM255 162V163H254ZM68 163V164H67ZM70 163V164H69ZM86 163V164H85ZM105 163V165L103 166V164ZM109 163H111V165H109ZM120 163H121V165H120ZM134 163V162H133ZM168 163H170V164H168ZM6 164V165H5ZM79 164V165H78ZM129 164H132V165H129ZM154 163H152V165H153ZM180 164V165H179ZM256 164V165H255ZM70 165H71V167H70ZM90 165V166H89ZM92 165V166H91ZM131 166L130 167V169H129V167H125V166ZM163 165V166H162ZM168 165H170V168L168 169L167 167H169ZM187 165V166H186ZM239 165V166H238ZM248 165V166H247ZM24 166V167H23ZM27 166V167H26ZM79 166V167H78ZM108 166H110V168L111 169H109V167ZM119 166H121V167H119ZM123 166V167H122ZM174 166V167H176L177 168V170L176 171H174V169H176V168H174V169H172L174 172L173 173H177V175H179V178L178 177H176L177 175L176 174H173V173H171L170 171H172V170H170L172 167ZM178 166H181V167H178ZM246 166V167H245ZM253 166H255V167H253ZM9 167H11V169H9L8 170V168ZM31 167V168H30ZM81 167V168H80ZM89 169H88V168ZM97 169H96V168ZM125 167V169H123ZM144 167H146V166H144ZM152 167V166H151ZM186 167H188L189 169H188V171H187V168ZM190 167L193 169V170H191L190 169ZM262 169V171L259 169ZM17 168V169H16ZM35 168V169H34ZM57 168V169H56ZM78 168H79V170H78ZM95 168V169H94ZM100 168V169H99ZM115 168L116 169H118L119 168V170L117 171H115ZM120 168L121 169H123L122 171L124 172V170H126V171H130L129 173H127V172H125V175H124V177H122L123 176V174L121 173L122 171L120 170ZM134 168V171L133 172H135V169ZM157 168V169H156ZM167 168V170L169 171H167V173H171L170 175L169 174H167L168 176H166V174L164 175V176H161V175H163L162 174V172H164L163 171V169L165 170ZM182 170V168H183V170L185 171H187L186 173L188 174H184L183 173V170L181 171L180 169ZM254 168H258L257 169V171H255L254 170ZM21 169V170H20ZM25 171H27L26 172V174H28V177L29 176H31L29 179L28 178H26L27 176H25L26 174H25V172L23 171V170ZM37 169H41V171L43 172V175H44V178H43V180L41 179L43 176H42V174H38V172H40L39 170H37ZM84 169V170H83ZM88 169V170H87ZM138 169H141V168H138ZM151 169H155L154 171L155 172H157L159 169V171L158 172H160L161 171V173H160V175L158 174V172L157 173H155V174H157V175H155L154 173H153V170H151ZM196 170V172L198 173H196V172H193V171H195ZM5 170V171H4ZM18 170H20V173H24L23 174V176H25V177H23L22 176V174H20L19 172H18ZM31 171L32 172V175H30L31 174V172H29V171ZM146 170V171H145ZM236 170V171H235ZM2 171V172H1ZM53 171H56L57 172V174H56V172L55 173H53ZM102 171V172H101ZM110 171V172H109ZM137 171V170H136ZM230 171V172H229ZM252 171V172H251ZM14 172H16V173H14ZM33 172H34V174H33ZM93 172V173H92ZM100 172V173H99ZM116 172H118V174L116 173ZM182 174H181V173ZM200 172V173H199ZM222 174H221V173ZM234 172H236L235 174V176L238 178L240 175H243V176H241V177H243L242 179H244V180H241V178H238V181L239 182H237V179H234V178H231V177H233L234 176ZM7 175H6V174ZM49 173V174H48ZM58 173H59V175H58ZM62 173V174H61ZM67 174V176H66V174ZM114 174V175H112V174ZM137 173V172H136ZM135 173V174H136ZM148 173H150V176H149V174ZM165 173V172H164ZM193 173V174H192ZM219 173H220V175H219ZM228 173H230V176H229V174ZM241 173V174H240ZM37 174V175H36ZM54 174V175H53ZM65 174V175H64ZM80 174V175H79ZM110 174V175H109ZM134 174V175H135ZM144 174V175H145ZM151 174H153L154 176L152 177V175ZM186 175L185 176V178H183L182 176H184V175ZM200 174H201V176H200ZM232 174V175H231ZM34 175V176H33ZM40 175H41V178H40ZM47 175V176H46ZM58 175V176H57ZM71 175V176H70ZM96 175V176H95ZM97 175H99V176H97ZM103 175H104V177H103ZM117 175H118V177H117ZM126 175H128L129 177L130 176H132L133 177V179H135V181H133V179H132V181H131V179L129 178L128 179V176H126ZM145 175V176H146ZM160 177H159V176ZM174 175L176 178H174V176L172 177V176ZM190 175H192V177L190 176ZM194 175V176H193ZM211 175V176H210ZM36 176H37V178H36ZM38 176H39V179L41 180V181H43V183H40L41 181H36L37 179H38ZM46 176V177H45ZM59 176H61V178L59 177ZM66 178H65V177ZM73 178L72 180H71V178ZM72 176H74V177H72ZM79 176V177H78ZM112 176H114L113 178L115 179V180H113V178H112ZM120 176H121V178H120ZM126 176V177H125ZM149 176V177H148ZM197 176V177H196ZM228 178H227V177ZM259 176V175H258ZM51 177V178H50ZM60 179H59V178ZM97 177V178H96ZM131 177V178H132ZM169 177H171V179L169 178ZM201 177V178H200ZM203 177H204V179H203ZM218 179V184L216 185L214 182H216L217 181V179ZM221 177V178H220ZM229 177H230V179H229ZM235 177V178H236ZM5 178V179H4ZM18 178V179H17ZM75 178H77V179H75ZM79 178V179H78ZM81 178H83V179H81ZM117 178H120V179H117ZM127 178V179H126ZM150 180H149V179ZM159 178H160V180H159ZM168 178L170 179V185L172 184L173 185V183H175L174 184V186H177L176 187V189H178V190H174V188H172V187H174V186H172V187H169L170 185H169V180H168ZM180 180V182H179V180ZM195 178V179H194ZM197 178V179H196ZM207 178V179H206ZM210 178H212V180L210 179ZM224 178H227V179H229V180H231V182H229V183H234L233 181H232V179H234L235 180V183L236 184H239V185H241L242 186V184H243V186L241 187V186H238L237 187V185L235 184H231V186L229 185V183H228V180L227 179H224ZM38 179V180H39ZM45 179V180H44ZM52 179V180H51ZM88 179H90V180H88ZM119 181V183H118V181ZM158 179V180H157ZM163 179V180H162ZM177 179V180H176ZM187 179V180H186ZM202 179L204 180V182L205 181H207V182H205V183H207L206 185L207 186H204L205 185V183L204 184H202L203 183V181H202ZM206 179V180H205ZM245 179H247V180H249V181H247V180H245ZM1 180H3V181H1ZM6 180H9L8 182H6ZM13 180V181H12ZM18 180V181H17ZM68 180V181H67ZM82 180V181H81ZM84 180V181H83ZM85 180L88 182H85ZM110 180V181H109ZM112 180L113 181H115L116 183V185H118V186H115L114 185V183H112ZM151 180H153V181H151ZM168 180V181H167ZM201 180V181H200ZM221 180V181H220ZM74 181V182H73ZM77 181V182H76ZM81 182V184H80V182ZM122 183H121V182ZM124 181V182H123ZM149 181H151V182H149ZM155 181V184L153 183ZM160 182V184H159V182ZM166 181V182H165ZM176 181H178V182H176ZM186 182V183H183V182ZM213 181V182H212ZM244 181V182H243ZM4 182H6V183H4ZM10 182V183H9ZM17 182H18V184H17ZM25 182V181H24ZM52 182V183H51ZM72 182V183H71ZM105 182V183H104ZM127 182V183H126ZM130 182H132V183H130ZM149 182V183H148ZM173 182V183H172ZM202 182V183H201ZM210 182V183H209ZM241 182V183H240ZM12 183H13V185H12ZM16 183V184H15ZM29 183V182H28ZM53 183H55V184H53ZM70 183H71V185H72V187H70L71 185H70ZM73 183H76V184H74L75 185V187L73 186ZM100 183V184H99ZM124 183V184H123ZM126 183V184H125ZM129 183L131 184V186H127V185H129ZM137 183V184H136ZM147 183V184H146ZM151 183H153V184H151ZM163 183V184H162ZM166 183V184H165ZM168 183V184H167ZM189 183V184H188ZM227 183V184H226ZM244 183H246L247 185H244ZM262 183V184H261ZM8 184V185H7ZM14 184H15V186L16 185H18V186H14ZM37 186H36V185ZM122 184V185H121ZM196 184V185H195ZM199 184H200V186H199ZM212 185L213 187H210L209 185ZM254 184V185H253ZM22 185H25V186H30V185H26V183H23ZM38 185H39V189H37L36 187H38ZM52 185H53V187H52ZM58 188V189H62V191L64 192L63 194L61 193V190H56L54 187L55 186ZM85 185V186H84ZM101 185H103V186H101ZM121 185V187H123L124 188V186H126L125 188L127 189V188H129V190L127 191L129 194H127L128 196H124V194H121L122 196H118L119 197V199H118V197H116L117 196V194L115 195V196H113L114 195V193H113V195H110L112 192H113V190H112V187L113 188H117V187H119ZM124 185V186H123ZM132 185H133V187H132ZM140 185H142V186H140ZM146 185V186H145ZM198 185V186H197ZM219 186V188L217 189L216 188V186ZM253 185V186H252ZM3 186V187H2ZM12 186H14V187H12ZM63 186V187H62ZM76 186H78V187H76ZM100 186H101V188H100ZM108 186V187H107ZM138 186H140V188L138 187ZM155 186L157 187L158 186V188H156L155 189ZM160 186V187H159ZM161 186H162V188H161ZM164 186V187H163ZM192 186V188L190 189V187ZM203 188H202V187ZM224 186H226V187H224ZM245 186V187H244ZM246 186H248V187H246ZM35 187V188H34ZM43 188V189H41L43 192H40L41 190H40V188ZM65 187V188H64ZM83 187V188H82ZM86 187V188H85ZM89 187V188H88ZM146 187L147 188H152V187H154V188H152V189H149V190H151V191H149L148 189H146ZM167 187H169L171 190H169V188L167 189ZM201 187V188H200ZM204 187H207V189H205ZM239 187H241V188H239ZM250 187V188H249ZM2 188V189H1ZM6 188V189H5ZM15 188V189H14ZM52 188H54V189H52ZM74 188V189H73ZM77 190H76V189ZM104 189L105 188V190H101V189ZM107 188H110V189H107ZM135 188H137L136 189V191H132V190H135ZM144 188L146 189V190H144ZM256 188V189H255ZM260 188V191L258 192L257 191V189H259ZM5 189V190H4ZM8 189V190H7ZM34 189V190H33ZM46 189V190H45ZM69 189V190H68ZM73 189V190H72ZM78 189L80 190V191H78ZM131 189V190H130ZM138 189H141V191H139ZM164 189L165 190H169V191H167V192H170V193H173V195L172 194H167L166 193V191H164ZM189 189V190H188ZM201 189L203 190V191H201ZM205 189V190H204ZM211 189H213V190H211ZM215 189V190H214ZM224 189V190H223ZM227 189V191H225ZM2 190H4V192L5 191H7V192H3ZM15 190V191H14ZM40 190V191H39ZM70 190L71 191H73L72 193H74V194H72L73 196H71V194L70 193H68V191L70 192ZM111 190H112V192H111ZM146 192L147 190H148V193H149V195H151L152 194V196H151V198H153V200H151L152 202H154V204H155V206L157 207H155V206H152V205H154L153 203L152 204H150L148 201H150V200H148V199H146L145 201H143L144 200V198H140L139 196H142L143 195V193L144 194H146L144 191ZM163 190V191H162ZM175 192H174V191ZM229 190V191H228ZM237 190V191H236ZM12 191H14V192H12ZM36 191H38V192H36ZM59 191V192H58ZM90 191H92V192H90ZM110 191V192H109ZM138 191L140 192V193H138ZM143 191V193H141ZM155 191H156V193H155ZM160 191V192H159ZM181 191V192H182ZM213 191H217L218 192V194H219V196H218V198H216V196L218 195L217 194V192L214 194L213 193ZM232 191H234V192H232ZM240 191H241V193H240ZM242 191H245V192H247V194L246 193H244V192H242ZM9 192V193H8ZM79 192V193H78ZM97 192H100L102 195V197H100V196H98V195H100V193L98 194V195H94L95 193ZM107 192H109V194L107 193ZM132 192H137V194H134V196H136V195H138V196H136V198L133 196V193ZM164 194H163V193ZM177 192V193H176ZM180 192V193H181ZM184 192H182V193H184ZM203 192V193H202ZM212 192V194H210ZM227 192V193H226ZM12 193V194H11ZM45 193V194H44ZM60 193H61V195H60ZM82 193V194H81ZM86 193H87V195H86ZM93 193V194H92ZM96 193V194H97ZM160 193V194H159ZM162 193V194H161ZM179 193V194H180ZM202 193V194H201ZM223 193H225L226 195L229 193V195H230V193H232L231 194V198H230V196H226L225 194H223ZM236 193H238V196H237V194ZM257 193V194H256ZM259 193H261V195L259 194ZM5 194H8V196L6 195L5 196ZM14 194V195H13ZM88 194H90V196L88 195ZM140 194V195H139ZM142 194V195H141ZM167 194V195H166ZM204 194V195H203ZM233 194H235L234 196H233ZM247 196H246V195ZM10 195V196H9ZM64 195V196H63ZM78 195H80V196H78ZM163 196V199H162V196ZM170 195H172L171 197H170ZM209 195H211V199L210 198H208V196ZM212 195H214V197L212 196ZM222 195H223V197H222ZM244 195H245V198H244ZM4 196H5V198H4ZM68 196L70 197V198H68ZM77 196V197H76ZM82 196H85V197H87V198H82ZM107 198H106V197ZM133 198H132V197ZM144 196V195H143ZM155 196H157V198H159L158 200H156L157 198L155 197ZM166 196V197H165ZM179 196H180V198H179ZM243 196V197H242ZM24 197V198H23ZM39 198V200L38 199H36V198ZM42 197H44L43 199H45V198H47V199H45V201L43 202V200H41L40 201V198H42ZM74 197V198H73ZM118 199H116V198ZM137 197H139L140 199V201H143L144 202V205L146 206V208H145V206L143 205V202H140L141 204H142V206H144V212H145V214L146 213H148L149 211L148 210H150V212L148 213V214H144L143 215V217L141 216V212H143L141 209H142V206H140L141 204L139 203V205H138V202L137 201H134V202H136L137 204H135L134 202H132V204H134V205H132V204H130V202L131 201H133V200H135V199H138ZM156 199H155V198ZM198 197V196H197ZM205 197V198H204ZM212 197H213V201H212ZM252 197V198H251ZM263 197V198H262ZM3 198V200L1 201V199ZM21 198V199H20ZM81 198V199H80ZM91 198V199H90ZM97 198H100V199H97ZM135 198V199H134ZM171 198V199H170ZM176 198V199H175ZM234 198V200H232ZM242 198L243 199H245L246 201H242ZM6 199H8V200H6ZM22 199H24V202L23 201H21ZM29 199H30V201H29ZM36 199V200H35ZM83 199H88V201L86 200V203H85V201H82ZM97 201H96V200ZM102 199V200H101ZM125 199H129L128 201H130V202H128V201H125ZM141 199H143V200H141ZM155 199V200H154ZM179 199V200H178ZM206 201H208V202H206V204L204 203V201L205 200ZM210 199V200H209ZM226 199H228V200H230V201H228V200H226V202L228 201L229 203H227V205L229 204V206H226V203H224L225 202V200ZM236 199V200H235ZM263 199V200H262ZM57 200V201H56ZM100 200V201H99ZM138 200V201H139ZM148 200V201H147ZM172 200V201H171ZM176 200H178V202H176ZM204 200V201H203ZM18 201L20 202V203H18ZM32 201L34 202V203H32ZM77 201V202H76ZM111 201H112V203H111ZM150 204V206H148V208H150V209H148L147 208V205L145 204V203H147V202ZM164 201H166V200H164ZM179 201H181L180 202V204L178 205V203H179ZM187 201V203L186 204H190V202H191V205L193 206V205H196V202H194V203H192L193 201H191V200H186ZM195 201V200H194ZM221 201V202H220ZM224 201V202H223ZM235 201V202H234ZM251 201V202H250ZM29 202L31 203V204H29ZM81 202V203H80ZM83 202V203H82ZM91 202H92V204H91ZM97 203V205L99 206H97L96 207V209H95V207H94V205ZM218 202H220V203H224L223 205L224 206H226V207H224V206H220L219 204H218ZM238 202V203H237ZM17 203H18V205H17ZM47 203V204H46ZM120 203V204H119ZM181 203H183V204H181ZM211 203V204H210ZM214 203V204H213ZM234 203V208L236 209V208H238L239 206V208H243L244 209V207L245 208H247V210L246 209H244V211L246 210V211H252L253 212V214L252 213H249L250 215H248V216H250V217H238V219H234V218H232V219H230L231 217L230 216H227V215H225V213H228V210H229V213H233V211L235 210L234 208V210L232 209V204ZM235 203H236V205H235ZM245 203H246V205H245ZM257 203V204H256ZM258 203H259V205H262V208L261 207H259V205H258ZM12 205V206H9V205ZM13 204H15V207L16 206H18V208L19 209H24V211H20V214H19V212L17 213L16 211V215H15V213H14V210L17 208H13ZM22 204V205H21ZM34 204L36 205V206H34ZM62 204V205H61ZM81 206H80V205ZM91 206H90V205ZM101 204V205H100ZM114 204H116V206H120V210L122 209L123 210V208L125 209V210H123L122 211V214L123 213H127L128 211V209L130 208V209H133V210H129V213H131V212H133V213H131V214H129V215H132V216H129L128 215V213H127V215H125L126 217V219H124V215H122L121 214V211H120V213H118L119 212V210L117 211V208L119 209V206L116 208V206H115V208H113L114 207ZM204 204V205H203ZM209 204L211 205V206H209ZM249 204V205H248ZM255 204V205H254ZM87 205V206H86ZM104 205V206H103ZM191 205H188V206H191ZM198 205H196L197 206V209L199 210L200 209V213H201V208H200V205H199V207H198ZM206 205H208V207L206 206ZM238 205V206H237ZM258 205V206H257ZM62 206V207H61ZM89 206V207H88ZM102 206H103V208H102ZM132 206V207H131ZM173 206V205H172ZM213 206V207H212ZM231 206V207H230ZM235 206H237V207H235ZM254 206H255V209H254ZM257 206V207H256ZM9 207V208H8ZM10 207H12V208H10ZM22 207V208H21ZM79 207H81V208H79ZM85 209H84V208ZM105 207V208H104ZM111 207V208H110ZM122 207V208H121ZM136 207H141L140 208V210H139V208H136ZM153 207H155V208H153ZM193 207H195V206H193ZM192 207V208H193ZM204 207V208H203ZM213 209H212V208ZM17 208V209H18ZM25 208H26V210H25ZM83 208V210H81ZM92 208H94V210H95V212H94V210L92 209ZM153 208V209H152ZM158 208H161V209H158ZM178 208V207H177ZM185 208H187V207H185ZM192 208H187V209H184V211L185 210H187L188 212L189 211H191L190 209H192ZM205 208H207V209H205ZM209 208H211V209H209ZM215 208V209H214ZM224 208V209H223ZM260 208V209H259ZM89 209V210H88ZM90 209H92V210H90ZM115 209V210H114ZM139 211H141V212H139ZM146 209H148L147 211H146ZM158 209V210H157ZM181 209H182V207H181ZM181 209H178V210H176V215H179L180 216V218H179V216L177 217L176 215V218L177 219H179L180 221H182L183 223H185V221H184V218H186V217H188L189 215H190V213L192 212V214H195V212H196V214H199V213H197V210H194V208H193V210L194 211H191V212H189V215L188 216H186V217H184L183 215H182V210ZM222 209V210H221ZM225 209H228V210H226L225 211ZM259 209V210H258ZM13 210V211H12ZM67 210V211H66ZM77 210V211H76ZM81 210V211H80ZM89 211V212H86V211ZM134 210H135V213H137V214H139V215H135L134 214ZM152 210H153V212H152ZM162 211V212H160V211ZM179 210H181V212L179 211ZM216 210H217V212H216ZM7 211V212H6ZM45 212V214H48L49 215V218H47L48 220L50 219L51 220V222H49L47 219L45 220H43V221H39L40 219L38 218V217H36V215L34 216V215H32L33 214V212H34V214L36 213H41V212ZM115 211H117V212H115ZM127 211V212H126ZM137 211V212H136ZM159 211V212H158ZM178 211V212H177ZM203 211V212H204ZM14 213V214H12V215H14V216H12V215H10V213ZM30 212V213H29ZM32 212V213H31ZM43 212V213H44ZM59 212V214L61 213L62 215L60 216V218H59V216L58 215H53V218H52V216H50L51 214H55V213H58ZM63 212V213H62ZM70 212V213H69ZM94 212V213H93ZM101 212V213H100ZM107 212V213H106ZM152 212V213H151ZM156 213V214H153V213ZM170 212V213H169ZM188 212H187V214H188ZM219 212V214H217ZM220 212H221V214H222V216H221V214H220ZM225 212V213H224ZM8 213V214H7ZM24 213V214H23ZM71 213H72V215H71ZM77 213H78V215H77ZM87 213V214H86ZM93 213V214H92ZM100 213V214H99ZM105 213V215H103ZM160 213H162V214H160ZM167 215H166V214ZM181 213V214H180ZM186 213V211L185 212H183V214H185ZM3 214H4V216H3ZM21 214L23 215V216H21ZM30 214V215H29ZM97 215V220H95L96 222H94V220H93V218L95 217V216H93V215ZM99 214V215H98ZM107 214H108V216L110 217L111 215L114 217V218H116V219H111L110 220V218L112 217H107ZM143 214V213H142ZM159 214H160V216H164L163 218H166L167 219V221L165 220V219H163L162 220V217L161 218H159L160 216H159ZM187 214H185V215H187ZM9 215V216H8ZM32 215V216H31ZM68 215V216H67ZM79 215H82V216H79ZM85 215H87L86 216V219H85ZM90 215H92V216H90ZM137 216V218H135V216ZM148 215H150V216H148ZM151 215H154V216H152L151 217ZM253 215H255V216H253ZM3 216V217H2ZM7 218H6V217ZM10 216H11V218H10ZM21 216V217H20ZM56 218H55V217ZM74 216H77V218L78 219H80V218H82V220L83 219H85V220H83L84 222H82L81 221V219L80 220H77V221H74L73 219H71V218H73ZM103 216V217H102ZM183 216V217H182ZM252 216V217H251ZM20 217V218H19ZM91 217V218H90ZM98 217H99V219H98ZM100 217H101V219H100ZM121 217V218H120ZM132 217V218H131ZM153 217H155V218H153ZM222 217V218H223ZM228 217V219H226ZM234 217H236L237 218V216H234ZM5 218V219H4ZM8 218H10L9 220H7ZM14 218H15V223L17 222V221H19V222H17V223H21L20 221H22V223H24V224H17L16 223V225H17V227H16V225L14 224V221H12V220H14ZM36 218V219H35ZM37 218L39 219V220H37ZM52 218V219H51ZM55 218V219H54ZM129 218V219H128ZM145 219L146 221V223L143 221V219ZM260 219V221H257L256 219ZM23 219V220H22ZM32 219H35V220H33L34 221V224H35V226H34V224L33 223H31L32 221ZM74 219H76V217H74ZM95 219H96V217H95ZM122 219H124V220H126V222H123V220ZM133 219V220H132ZM139 219V220H138ZM151 219H152V221H151ZM154 219H156V221L154 220ZM182 219V220H181ZM251 219H253V221H257L256 223H255V225L253 224L254 222H250V220ZM25 220V221H24ZM31 221L30 223H29V221ZM65 220V221H64ZM72 220V221H71ZM121 221L120 223H117L118 221ZM138 220V221H137ZM163 221V223H162V221ZM187 220H189V219H187ZM248 220V221H247ZM24 221V222H23ZM28 221V222H27ZM47 221V222H46ZM53 221H55V222H53ZM79 221H81V222H79ZM86 221V222H87ZM92 221V222H91ZM115 221V222H114ZM9 222V223H8ZM74 222V223H73ZM79 223V224H77V223ZM89 222H91V223H89ZM99 222V221H98ZM110 222V223H109ZM136 222V223H135ZM138 222V223H137ZM25 223H27V225H25ZM43 223V224H42ZM70 223L67 225V222H65V225L66 226H68L69 228H71V226H70ZM75 223H76V225H75ZM143 223H145V225L143 224ZM151 223V224H150ZM165 223V224H164ZM186 223L187 224H189L188 223V221H186ZM261 223V224H260ZM5 224H7V225H5ZM29 224V225H28ZM71 224V225H72ZM96 224V225H95ZM125 224H127V225H129L130 226V224H131V226H132V228H135V231L136 232H134V230L133 231H131L130 229H128V228H130V227H128V226H126ZM139 226H141V227H139ZM142 224V225H141ZM155 224V225H154ZM239 224V225H238ZM244 225V226H247L246 228H244V226H242V225ZM9 225H11L10 227H9ZM22 225V226H21ZM32 225H33V227H35V228H33L32 227ZM51 225V226H52ZM94 225H95V227H94ZM224 225H226V224H224ZM227 225V226H228ZM254 225V226H253ZM19 226H21V227H19ZM25 228H24V227ZM28 226V227H27ZM54 226V225H53ZM65 226V229H67L68 227H66ZM93 226V227H92ZM118 226H120L119 228H118ZM18 227H19V229H18ZM22 227H23V229H26L27 231H31V230H33V231H31V233H29V232H26L25 230H22ZM71 228V229H75V228ZM156 227H158V228H160L161 230H159V229H157ZM27 228H29V229H27ZM107 228H108V226H107ZM122 228V229H121ZM124 228V229H123ZM155 228V229H154ZM242 228V229H241ZM9 229H11V232L13 233V235H8V232L7 231H9ZM95 229H97V228H95ZM127 229V230H126ZM137 229V230H136ZM145 229H147V230H145ZM151 229V230H150ZM23 232H22V231ZM121 230V231H120ZM130 232H129V231ZM150 230V231H149ZM153 230V231H152ZM156 230V231H155ZM159 230V231H158ZM164 230L165 231H169V233L167 234V232H164ZM20 231H21V233H20ZM103 231H101L100 233L101 234H103ZM149 231V232H148ZM29 233L30 235H28V234H26V233ZM123 232V233H122ZM132 232V233H131ZM149 234H148V233ZM160 232H164L165 233V235H168L169 237H166L164 234H161ZM251 232H253V231H251ZM4 235H6V236H4ZM128 233V234H127ZM130 233V234H129ZM155 233H157V234H155ZM171 233V234H170ZM175 233V234H174ZM197 232H194V238L196 237V236H198L199 235V233H197ZM118 235H120L119 233H117ZM139 234V235H138ZM149 235V237H147V235ZM155 234V235H154ZM161 235V237L159 236V235ZM179 234H180V236H179ZM187 234V235H186ZM24 235H26V236H24ZM127 235H129V236H132V237H135V239H134V241L135 242H133V241H128V239L126 238V236ZM134 235V236H133ZM159 236V238H157L158 236ZM171 235V236H170ZM9 236V237H8ZM18 236V237H17ZM20 236V237H19ZM24 236V237H23ZM113 236V237H112ZM115 236V237H114ZM139 236V237H138ZM154 236V237H153ZM157 236V237H156ZM182 236H184V237H182ZM7 237H8V239H7ZM15 237H17V239L15 238ZM151 237H153V238H151ZM171 237V238H170ZM172 237H174V238H176V239H172ZM198 237H200V236H198ZM198 237H196L195 239H199ZM3 238H4V241H3ZM13 238H15V239H13ZM161 238V239H160ZM166 238H170V239H166ZM201 238V237H200ZM18 239L20 240V239H22V241H20V243H18ZM110 239V240H111ZM115 239V240H114ZM150 239V240H149ZM159 240L160 239V241H156V240ZM180 239V240H179ZM11 240V241H10ZM14 240V241H13ZM17 242H16V241ZM124 240H125V242H124ZM137 240H140V243H138V241ZM147 240V241H146ZM148 240H149V242H150V245L148 244L149 242H148ZM170 240V241H169ZM175 240H179V242L181 243V246H180V248H179V246H178V243L179 242H176ZM145 243H144V242ZM170 243H169V242ZM136 242H137V244H136ZM141 242H142V244L144 245H146V247L145 246H143L142 244H141ZM148 242V243H147ZM163 242V243H162ZM151 243L152 244H155L158 248H161V249H155L156 250V252L158 253V255H157V253L155 252V250L154 249H152L153 247H155V246H151ZM172 243V244H171ZM179 243V244H180ZM13 244V245H12ZM138 244L140 245H142V247H140V246H138ZM183 244V245H182ZM186 244V245H185ZM135 247H134V246ZM159 245V246H158ZM165 245V246H164ZM167 245H168V247H167ZM147 246H149V247H147ZM161 246V247H160ZM176 246H178V247H176ZM186 248V249H184V247ZM231 246V245H230ZM18 247H19V249H18ZM156 247V248H157ZM171 249H170V248ZM149 248V249H148ZM181 248H183L186 252H187V250H188V252H187V254L185 253V251L183 250V249H181ZM14 249V250H13ZM142 251H141V250ZM148 250V252H147V250ZM170 249V250H169ZM173 249V251L171 252V250ZM197 249V250H196ZM144 250H146V252L144 251ZM174 250H176L179 254H181V255H179V257H178V253L176 252V251H174ZM138 251H139V253H138ZM144 251V254L142 255V252ZM163 251V252H162ZM184 251V252H183ZM189 251L190 252H192V251H194V252H192V253H190L189 254ZM131 252H133V253H131ZM134 252H135V254L137 253L138 254V256H136V258H135V255H134V257L132 256L133 254H134ZM154 252V253H153ZM173 252H174V255H173ZM147 253H149L148 255V257H147ZM161 253H163V255H165L166 256V258H168V261H170L171 260V262H169V263H166L164 260H166V258H165V256H164V258L163 257H160V256H163ZM176 253V254H175ZM198 254V258H203V259H198V258H196V256H197V254L196 255H192V254ZM136 254V255H137ZM188 254H189V256H188ZM153 255H156V256H154L153 257ZM171 255V256H170ZM175 255H177V256H175ZM200 255V256H199ZM182 256V257H181ZM137 257H139L138 259H137ZM156 257V258H155ZM176 257V258H175ZM206 257V258H205ZM208 257V258H207ZM162 258L164 259V260H162ZM189 258H191V259H189ZM179 259H182V260H179ZM205 259V260H204ZM172 260H175V262L174 261H172ZM201 260V261H200ZM203 260V261H202ZM161 261V262H160ZM167 261V260H166ZM167 261V262H168ZM180 261H184V262H180ZM192 261V263H190ZM205 262H203V264H206ZM215 264V263H214Z\"/></svg>","mask_w":264,"mask_h":264},{"label":"bare ground","instance_id":"2","mask_svg":"<svg viewBox=\"0 0 264 264\" xmlns=\"http://www.w3.org/2000/svg\"><path fill=\"white\" fill-rule=\"evenodd\" d=\"M196 1H198V0H184V1H180V0H119V2H117V3H114L115 5H113L112 4V6H109V7H107L105 4L104 5H100L99 4V2H104V0H0V7H2L3 8V10H2V12H7V13H0V37L2 36H5L6 35V37H11L12 36V38H14V37H17V38H23L25 41H27L28 43H27V47L29 46V44H31L32 42V44H36V47H37V44L38 43H36L37 41L34 39V38H36V37H38L39 36V38H41L40 39V42H41V44H42V46L41 45H38V46H41V47H43V48H41L40 50H41V52H43V50H44V52H43V54L45 53V51H49V52H46L45 53V57L47 58L46 60L45 59H43L42 58V56H41V54H39V56H41V57H38V55H36L35 54V56L34 55H31L28 51H30V50H28L29 49V47L27 48L26 47V50H27V53H29L31 56H34V58H32L33 59V62L34 63H36V62H39V63H36L37 64V66H39V64H40V61L43 59V60H45L44 62H43V60H42V62L41 63H43V65L42 66H40L41 68H43L44 67V64H45V67L42 69L43 71H44V69L46 68V65H47V67H48V69L51 71V70H53V72H55V73H58V74H60L61 76H58L57 74V78L59 79L60 78V80H61V83H59V81H58V83H57V81H56V83H57V87H58V84H62V86H60L59 85V87H64V88H66V87H69V86H66V84H65V81H68V80H63V79H67L68 78V76H69V78H73L77 73L79 74V76L81 77V76H85V75H83V74H86V73H88L89 71H91L90 73H88V76H93V74H95L94 76H96V75H102V78L101 79H105V78H103L104 76H103V73L105 72V68H104V65L105 64H107V66H108V63H103V61H106V60H110L109 61V63H111L113 66L112 67H115L116 69H117V73H118V75H119V77H120V79H119V82H124V84L125 83H127L126 84V88H128L129 89V87H130V84H131V81L132 80H129L128 79V81H130V82H128V81H124L126 78H132L133 79V76L134 75H136V73H138L139 71H143V70H146L147 69V67H150V70L153 68V70H157V69H160V68H162L165 64L167 65L168 63H171L172 62V64H174L173 62H175V61H178V59L180 58V57H182V56H184V55H186V57L187 56H189V53H192L191 51L193 50L192 48L193 47H195L196 46V44L194 43V45H193V42L192 41H187V44H185L186 43V41L184 42L183 40H181V38L179 39V40H181V41H183L184 42V44H180V41L179 40H176V41H178V43H172L173 45H171L170 47H169V49L166 51L165 49H163V51H162V49L160 48L159 49V47H157L156 49H158V50H156V51H154L153 52V50H155V48L153 49V48H151V47H148L147 45L149 44V41L150 40H152V39H154L155 37H157L156 36V34H157V32H160V31H163V30H165V29H167V27L169 26V24L171 23V24H173V26L172 27H175L174 26V24H179V22H180V19L183 21V20H185V18L187 17V16H189V15H185V14H181V13H183V12H181V11H184V10H186L187 9V11L186 12H190L191 10L192 11H194L195 13H194V15L195 16H200V15H204V16H202V17H205L206 19L207 18H209V19H211V18H215L216 16L217 17H221L222 19L223 18H225V19H229V18H233V16H234V14H232V12H231V14H230V11L229 10H227L229 7H231V6H228V7H226V6H224V2H225V4L227 5V3L229 2V0H202L203 1V4L205 3L204 1H206L207 2V5H203L202 3H200V5H202L204 8H197L196 6L197 5H195V4H197L196 3ZM228 1V2H227ZM232 1V0H231ZM236 1V0H235ZM243 1V0H242ZM250 1H252V0H250ZM261 1V0H260ZM68 2H69V4H68ZM241 2V1H240ZM249 2V1H248ZM258 3V1H256V0H254V3ZM262 2V1H261ZM127 3V4H126ZM143 4V5H145V10L143 9V10H141L142 11V13H138V15L136 14H134L133 15V13L134 12H132V14H130V13H128V11H127V9L128 8H126V9H124V8H121V7H118V6H121L122 4H126V5H130V6H133V4H137V5H139V4ZM195 3V4H194ZM230 3V2H229ZM228 3V5H230ZM250 3H248L247 5H249ZM252 4V6H253V2L251 3ZM250 4V5H251ZM263 4H264V2H263ZM262 4V5H263ZM69 5H72V6H69ZM258 4H256V6H257ZM259 5H261V4H259ZM261 5V6H262ZM125 6V5H124ZM123 7V6H122ZM137 7V6H136ZM194 7H196V8H194ZM209 7L211 8V9H209ZM243 7H245L246 8V6H243ZM72 8H74L75 10H73ZM133 8H134V6H133ZM188 8H192V9H189L188 10ZM234 8V7H233ZM248 8V7H247ZM258 8V7H257ZM263 8H264V6H263ZM77 9V10H76ZM129 9H130V7H129ZM237 9V8H236ZM239 10H240V8H238ZM242 9V8H241ZM251 9V8H250ZM230 10H231V8H230ZM234 10V11H233ZM233 10H231V11H233V13L234 12H236V10L235 9H233ZM238 10V11H239ZM244 10V9H243ZM100 11H104L105 12V16H101L102 18L101 19H97V17L99 18V16H98V13H100ZM242 11V10H241ZM260 11V10H259ZM262 11V10H261ZM20 12V15H21V18H20V16L18 15V13ZM221 12V13H220ZM245 12V11H244ZM253 12H255V11H253ZM28 13H31L32 15H34V16H32L31 17V19H30V21H29V23H26L25 24V21L24 20H22V17H23V15L25 14V15H27ZM222 13H224L225 15H222ZM237 14L239 13V12H236ZM251 12H246V13H242V15H243V17H245V19L247 18V16L248 17H250L249 16V14H250ZM257 13V12H256ZM262 13V12H261ZM140 14V15H139ZM241 14V13H240ZM239 14V17L238 18H240V17H242L241 15ZM252 14V13H251ZM254 14V13H253ZM252 14V15H253ZM102 15H104V14H102ZM193 15V16H194ZM192 15H190V17H191ZM194 16V17H195ZM255 16H256V14H255ZM115 17H117L116 18V20L115 21H110L111 19L110 18H115ZM194 17H192V18H194ZM216 17V18H217ZM242 17V18H243ZM258 17V16H257ZM220 19V18H219ZM221 19V20H222ZM234 19V18H233ZM233 19H231V20H233ZM241 19V18H240ZM248 19H250V18H248ZM248 19L247 20H239V21H233V22H236L234 25H238L240 28L241 27H244V31H247L248 30V32L250 33V34H253V33H258L257 31H253L252 29H251V31H249L250 29H248V27L249 28H251L250 26H249V24L250 23H252V22H250V21H248ZM257 19V18H256ZM26 20V19H25ZM113 20V19H112ZM187 20V19H186ZM224 20V19H223ZM263 20V19H262ZM179 21V22H178ZM260 21V20H259ZM177 22V23H176ZM186 22V21H185ZM188 22V21H187ZM169 23V24H168ZM216 23L218 24L219 22L218 21H216L215 22V25H216ZM259 23V22H258ZM200 24H201V26H200ZM207 24H209V22L207 23ZM220 24V23H219ZM257 24V23H256ZM255 24V25H256ZM128 25H130L131 27H128ZM184 25V24H183ZM214 25V24H213ZM206 27L207 25H204V23L201 21V20H199V21H195V22H193L192 23V28H197V27ZM218 26V25H217ZM248 26V27H247ZM254 26V25H253ZM252 26V27H253ZM182 27V26H181ZM185 27V26H184ZM214 27V26H213ZM245 27H247V30H246V28ZM206 28H208V27H206ZM215 28V27H214ZM217 28V27H216ZM227 28V27H226ZM183 29V28H182ZM181 29V31L180 32H183V30ZM242 29V28H241ZM259 29V28H258ZM173 30V29H172ZM170 31V32H172L173 33V35L175 36V33L176 32H178L177 30L174 32V30L173 31ZM230 30H232V29H230ZM260 30H261V28H260ZM264 30V29H263ZM185 31V30H184ZM219 31V30H218ZM165 32V31H164ZM187 32V31H186ZM232 33H233V31H231ZM253 32V33H252ZM3 33H5V35H2ZM161 33V32H160ZM160 33H158V34H160ZM185 33V32H184ZM198 33H200V32H198ZM207 33V32H206ZM223 33V32H222ZM227 33V32H226ZM226 33H224L223 35H225ZM231 33V34H232ZM256 33H255V35H256ZM129 34H131V36L129 35ZM177 35H178V33H176ZM205 34V33H204ZM207 34H209V33H207ZM234 34H236V32L234 33ZM240 34V33H239ZM176 35V36H177ZM183 35V34H182ZM191 35V34H190ZM236 35H238V34H236ZM259 35L261 36V39H262V34L259 32L258 34H257V36H255V37H259ZM14 36V37H13ZM122 36H128V37H125V38H123L122 39ZM158 36H162V35H158ZM167 36V35H166ZM175 36V37H176ZM179 36V35H178ZM192 36L193 35H191V39H193L192 38ZM200 37H201V35H199ZM199 36H197L198 37V39H199ZM206 36V35H205ZM229 36H230V34H229ZM239 36V35H238ZM6 37H4V38H6ZM121 37V38H120ZM137 37V38H136ZM180 37V36H179ZM228 37V36H227ZM235 37V36H234ZM30 38H33V39H30ZM168 38V37H167ZM173 38V37H172ZM172 38H170V34H169V40L170 39H172ZM243 38V37H242ZM241 38V39H242ZM256 38V39H257ZM30 39V40H29ZM161 39H164V38H162L161 37ZM204 39V38H203ZM208 39V38H207ZM231 39V38H230ZM258 39H260V38H258ZM264 39V38H263ZM0 40H2V39H0ZM6 40V39H5ZM14 40V39H13ZM17 39H15V41H16ZM32 40H34V41H36V42H34V41H32ZM200 41L202 40V37H201V39H199ZM18 41V40H17ZM16 41V42H17ZM164 41L166 42V39H164ZM164 41H163V43H164ZM175 41V40H174ZM193 41H194V39H193ZM200 41H197L198 43L200 42ZM202 41H204V40H202ZM235 41V40H234ZM239 41V40H238ZM263 41V40H262ZM19 42V41H18ZM17 42V43H18ZM162 42V41H161ZM196 42V41H195ZM196 42V43H197ZM208 41H206V43H207ZM10 43V42H9ZM17 43H16V46H17ZM21 42H19V44H20ZM167 43H168V41H167ZM166 43V44H167ZM171 43V42H170ZM190 43H192V44H190ZM204 43H205V41H204ZM209 43V42H208ZM232 43V42H231ZM248 43V42H247ZM8 44V43H7ZM26 44V43H25ZM156 44V43H155ZM159 44L161 45L162 43H158L157 44V46H159ZM166 44L165 45H161L160 47H165L166 46ZM244 44V43H243ZM245 44H246V42H245ZM251 44V43H250ZM12 45V44H11ZM22 45L24 46V44H20V46H21V48H19V52H20V54L22 55V54H26V50L25 51H23L24 49H25V46L24 47H22ZM204 45V44H203ZM212 45H213V47L216 45V44H214V43H212ZM211 45V46H212ZM241 45H242V43H241ZM248 45V44H247ZM254 45V44H253ZM34 46L35 45H33V49H36V48H34ZM211 46L209 47V48H211ZM218 45H216V47H217ZM256 46H257V44H256ZM259 46V45H258ZM258 46H257V50L259 49L258 48ZM2 47V46H1ZM9 47H11V46H9ZM8 46H7V48H9ZM13 47V46H12ZM15 47V46H14ZM32 47V46H31ZM70 47H72L70 50H69V48ZM198 47V46H197ZM202 47V46H201ZM212 47V48H213ZM219 47H220V45H219ZM219 47H217L218 49H219ZM46 48V49H45ZM68 48V49H67ZM150 48L152 49L151 51H150ZM207 49V51L206 52H208L209 53V51H210V49ZM211 48V49H212ZM217 48L215 49V51L217 50ZM228 47H226V49H227ZM247 48V47H246ZM263 48V47H262ZM261 48V49H262ZM21 49H23V50H21ZM32 48H31V51L33 50ZM39 49V48H38ZM37 49V50H38ZM192 49V50H191ZM214 49H212V50H214ZM233 49V48H232ZM240 49V48H239ZM239 49H237V50H239ZM261 49H259V51L261 50ZM9 50V49H8ZM21 50V51H20ZM39 50V51H40ZM69 50V51H68ZM160 50V51H159ZM165 50V51H164ZM197 50V49H196ZM221 50V52L220 53H218V51H216L217 52V58L218 59H220V61L222 62V65H220V63H219V61L217 62V60H215V62H217V63H219L218 65H220V66H223L222 67V69L221 68H219V70H218V68L217 67H219V66H214V64H215V62H214V58L215 57H212V55L211 54H214L215 56H216V52L214 51V53L212 52V51H210V52H212V53H210V57L208 56V54L206 53L205 55H207L210 59H212L213 58V61L212 60H208L207 59V62L208 61H212V63H213V66H214V68H213V70H210V69H212L211 67H207L208 65H207V63H206V61H205V63H206V66L205 67H207V68H209L208 70L206 69H201V70H204V72L205 71H207V74L209 73V71H211L212 73H211V76L213 75V76H216L217 77V75L220 73V71H221V75H223V77H218V79L219 78H223L224 80H225V78L226 77H224V72H223V70H224V68L226 67V68H228V67H230V68H228L229 70L227 71V72H230V73H232V67L233 68H235L234 66H231L230 64H225V62H228V63H232V62H237V63H235L236 65L238 64V65H243V66H245V64L247 63L246 61L249 59V60H251L249 57L247 58H245L244 56L242 57V56H240V55H245L244 54V52L242 53V54H236V53H238V52H236L237 50L235 49L234 51H232V50H230L229 51V49L228 50H226V51H224L225 49H220ZM219 50V51H220ZM264 50V49H263ZM14 51V50H13ZM23 51V52H22ZM35 51V50H34ZM50 51H52V52H54V53H50ZM55 51L56 52H60V53H55ZM199 51V50H198ZM223 51V52H222ZM243 51V50H242ZM241 51V52H242ZM259 51H257V52H259ZM193 52H196V51H194L193 50ZM234 54H233V53ZM255 53H256V51H254ZM261 52V51H260ZM259 52V53H260ZM263 52V51H262ZM51 54V55H46V54ZM74 53H77V56H74L75 54ZM80 53V54H79ZM199 53V55H203L204 54V52L203 53H201V52H198ZM198 53H195V54H198ZM230 53H232L233 54V57L235 56V54L236 55H238L237 56V58H233L232 56L231 57H229L230 55ZM246 53V52H245ZM251 53V52H250ZM253 53V52H252ZM28 54V55H29ZM34 54V53H33ZM80 56H79V55ZM188 54V55H187ZM193 54V53H192ZM191 54V55H192ZM29 55V56H30ZM191 55H190V57H191ZM248 54H246L245 56H247ZM251 55V54H250ZM17 56V55H16ZM30 56V57H31ZM37 56V57H36ZM44 56V55H43ZM219 56H220V58H219ZM239 56H240V58H239ZM260 56V55H259ZM27 57V56H26ZM36 57V58H35ZM193 57V56H192ZM199 57H204V55L203 56H199ZM207 57V58H208ZM252 57H253V55H252ZM257 57V56H256ZM41 58V59H40ZM183 58V57H182ZM204 58H206V56L204 57ZM216 58V59H217ZM233 58V59H232ZM254 58V57H253ZM16 59V57L15 56H13L12 54H4L3 53V50H1L0 49V70H2V71H4V69L5 68H9L8 69V71L10 72V71H16L14 74L15 75H18V73H19V70L22 72V69L23 68H21L22 66H25L26 64H24L23 65V63L18 59V61H20L21 62V64H17L16 63V61H17V59ZM28 59V58H27ZM34 59H38V60H34ZM176 59V60H175ZM185 59V58H184ZM196 59L198 60V58L196 57ZM195 59V60H196ZM200 59V58H199ZM203 59V58H202ZM234 60V61H232V60ZM257 60L258 59H260V58H256ZM31 59H29V61H30ZM183 60V59H182ZM195 60H193L194 62H196ZM238 60V61H237ZM256 60V61H257ZM17 61V62H18ZM36 61V62H35ZM187 61H188V59H187ZM190 61V60H189ZM200 61H201V59H200ZM203 62L202 63H200L201 65L204 63V59L202 60ZM259 61V60H258ZM262 61V60H261ZM32 62V63H33ZM103 64H102V63ZM179 62H181V59H179ZM246 62V63H245ZM249 62V61H248ZM251 62H253V60L251 61ZM251 62H249L248 64H246V66L245 67H243L244 69L243 70H247V72L249 71L250 72V70H253V75L254 76H252L253 78V80L255 81V79L257 80V81H255V84L253 83L254 81H252L251 82V79L248 81V82H246L249 78H245L246 76H247V73L245 72V74H246V76L245 77H243L244 79H246V81H243V78H240V79H234L236 82H235V85H236V83H238L241 87L243 86H245L244 88L246 89V88H248V87H246L248 84H252V86L254 85V87L252 88L251 87V85L249 86V87H251V90L252 91H257L258 90V92L260 91V90H263L264 91V82L263 81H261L262 79H261V77H262V74H261V72H262V70L264 69V67H263V69L262 70H259L260 68H262V67H259V65H258V67H257V65H255V64H252ZM19 63V62H18ZM28 63V62H27ZM33 63V64H34ZM176 63V62H175ZM178 63V62H177ZM209 63V62H208ZM254 63H255V60H254ZM102 64V66H99V65H101ZM261 64V63H260ZM28 65H30V64H27L25 67H27ZM165 65V67L166 68H168L167 66ZM204 65L205 64H203V68H205L204 67ZM210 65V64H209ZM217 65V64H216ZM227 65V66H226ZM230 65V66H229ZM234 65V64H233ZM262 65H263V63H262ZM30 66H32V65H30ZM37 66H35V67H37ZM109 66H110V64H109ZM212 66V65H211ZM29 67V66H28ZM34 67V66H33ZM39 67V68H40ZM97 67V68H96ZM105 67H106V65H105ZM171 67H174L173 65H171ZM241 67V66H240ZM41 68H40V71H41ZM96 68V69H95ZM146 68V69H145ZM237 68V67H236ZM234 69V71H236L237 72V74L239 75V72H240V70L239 71H237V69ZM239 68V67H238ZM253 68H255V69H253ZM27 70H28V73H27V71H26V75H25V71L22 73V74H24L25 76L24 77H20V74L18 75V80H16L15 78V80H13V78H12V76H10V75H5L4 73H5V71H4V73L3 74H1L0 73V81H3L4 83H5V88H6V90L7 91H3V89H4V85H2L3 86V88H1L0 87V108H2V110L4 109L3 108V106L6 104V103H8V101H9V97H12V96H14V98H15V101L14 100H12L11 102L9 101V103L8 104H13L14 103V106L16 107V106H18V105H24V107L26 106L27 108H28V106L27 105H29V109L28 110H31L32 111V109L34 108V104H35V99H37V98H39V96L41 97V100H38V101H43L44 102V105H45V109H44V107H43V110L45 111L47 108H55L56 107V110H57V108L58 109H61L60 107H65V106H63L64 104L65 105H67L66 103H64V104H62V102H63V100L66 98V97H64L63 96V91H62V89L61 88H57V91H58V89H59V91L61 90L62 92H61V98L62 97H64V98H60V100H59V98H57L56 100L55 99H53V100H51L50 98H52V97H54V96H52V94L51 93H49L50 92V90H49V92H47L46 93V88L48 87L49 88V86H47L46 84H48L49 82V84H52L51 83V81H52V79H51V77H46L47 75H45L46 74V72H44L45 74H43V75H41V73H40V71H38L37 69H38V67L36 68V71H33V69H32V67H30V69H32V70H30V71H33L34 72V75L33 74H29V68H26ZM171 69V68H170ZM176 69V68H175ZM214 69H215V71H214ZM232 69V70H231ZM242 69V68H241ZM6 70V69H5ZM34 70H35V68H34ZM93 70H95L96 71V73H95V71H93ZM152 70V71H153ZM218 70V71H217ZM227 70V69H226ZM226 70H224L225 72H226ZM231 70V71H230ZM8 71H6V73H9ZM17 71H18V73H17ZM43 71H41V72H43ZM46 71V70H45ZM48 71V70H47ZM166 71H168V70H166ZM174 71V70H173ZM184 71V70H183ZM242 71V70H241ZM261 71V72H260ZM1 72V71H0ZM35 72H38V73H35ZM144 72V71H143ZM154 72V71H153ZM159 72V71H158ZM163 72H165V70L163 71ZM162 72V73H163ZM172 72V71H171ZM204 72H200V74L202 73V75H203V73ZM244 72H240V75H241V73H244ZM248 72V73H249ZM264 72V71H263ZM262 72V73H263ZM32 73V72H31ZM40 73V74H39ZM142 73V72H141ZM150 73H152V72H150ZM154 73H157V72H154ZM153 73V74H154ZM161 73V74H162ZM174 73V72H173ZM185 73H186V71H185ZM229 73V74H230ZM251 73V72H250ZM9 74H11V73H9ZM106 74V72L104 73V75ZM145 73H143V75H144ZM146 74H147V77H148V72H147V70H146ZM159 74H160V72H159ZM175 74V73H174ZM182 74V73H181ZM180 74V75H181ZM184 74V73H183ZM187 74V73H186ZM199 74V75H200ZM205 74H206V72H205ZM206 74V75H207ZM219 74V75H220ZM228 74V73H227ZM237 74H236V76H237ZM259 74L261 75V77L259 76ZM111 75V74H110ZM165 75H168V73L166 72V74ZM172 76H174L173 74H171ZM185 75V74H184ZM198 75V76H199ZM226 75V74H225ZM233 75V74H232ZM235 75V74H234ZM242 75H244V74H242ZM33 76H35V79L34 80H32V78L31 77ZM141 76V75H140ZM153 76V75H152ZM155 76H156V74H155ZM160 75H158L157 77H159ZM162 76H164V74L162 75ZM161 76V77H162ZM169 76V75H168ZM178 77L177 78H175V76H174V78L172 77L171 79H169L168 78V80H167V78L165 79H163V77H162V79H161V81H159V82H161V84L159 83V82H153L152 83V85L153 84H157L158 86H157V88L158 87H160L159 88V90L158 91H160V89L162 88V90H163V92H164V90L165 91H167L166 89H168L169 90V88L170 87H175V89H176V87H177V89H181L182 88V86H184V87H187V85L189 86V85H191V88L193 89V90H195V91H193L191 88H189L188 87V89H190V91H192V92H195V94H196V91L199 89L198 87V89H194L196 86H195V84H193L196 80H191L193 83H191V82H186L187 80H186V78H184V77H180L179 75H177ZM188 76H190V75H188ZM188 76H186V77H188ZM197 76V75H196ZM204 76V75H203ZM229 76H231V74L229 75ZM248 76H249V74H248ZM145 77V76H144ZM146 77V78H147ZM154 77V76H153ZM157 77L155 78V79H157ZM165 77V76H164ZM180 77V78H179ZM193 77V76H192ZM200 77V76H199ZM227 77H228V75H227ZM240 77V76H239ZM251 77V76H250ZM264 77V76H263ZM262 77V78H263ZM21 78V79H20ZM31 78V79H30ZM54 78V77H53ZM68 78V79H69ZM84 77H82V79H83ZM85 78H87L88 79V77H86L85 76ZM84 78V79H85ZM94 78H96V77H94ZM100 79V77H97V80H99ZM109 78V77H108ZM112 78V77H111ZM110 78V79H111ZM117 78H115V79H117ZM136 78H138L137 80H139V77L138 76H136ZM148 78H150V76L148 77ZM181 78L183 79V80H181ZM191 78V77H190ZM194 78V77H193ZM198 78V77H197ZM210 78V77H209ZM230 78H232V77H230ZM57 79V80H58ZM74 79V78H73ZM73 79H71L72 81H74ZM82 79H81V81H82ZM100 79V80H101ZM109 79V80H110ZM113 79V80H112ZM110 81H115V82H117L116 80H114V77L112 78ZM142 79H144V78H142ZM154 78L152 79L153 81L155 80ZM186 81H185V80ZM188 79V78H187ZM212 79V78H211ZM229 79V78H228ZM233 79V78H232ZM232 79H230V80H228V82H231V80ZM56 80V79H55ZM79 81H78V84L79 85H81V86H78L77 88H78V91H79V88L80 87H82L83 85H82V83H81V81H80V78L78 79ZM88 80H91V79H88ZM96 80V79H95ZM152 80L150 81V83L152 82ZM157 80H160V79H157ZM203 80H204V78H203ZM222 80V79H221ZM223 80V81H224ZM259 80L261 81V82H263V83H261V85H260V83H258L259 82ZM102 81V80H101ZM104 81H106V80H104ZM136 81V80H135ZM141 81V80H140ZM145 81V80H144ZM147 82L149 81V80H146ZM197 81H198V79H197ZM201 81H202V79H201ZM206 81V80H205ZM227 81V80H226ZM233 81V80H232ZM84 82L85 83H91V85L93 86V81L92 82H87V81H85L84 80ZM96 82V81H95ZM147 82H144V83H147ZM244 82H246L247 84L245 85V83ZM251 82V83H250ZM68 83V82H67ZM74 83H76L75 84V86L77 85V81H75V82H73V85H74ZM85 83H83V84H85ZM103 82H101L100 83V87L102 86V89L101 90H103L105 93H107L108 91H109V88L107 89V88H105V89H103L104 88V86H105V83L103 84V85H101ZM114 83V82H113ZM121 83V84H122ZM139 83V82H138ZM138 83L136 84V85H138ZM149 83V82H148ZM147 83V84H148ZM150 83H149V85H150ZM159 83V84H158ZM197 83H199V82H196V84ZM203 83H204V81H203ZM206 83V82H205ZM257 83L260 85H257ZM53 84H54V82H53ZM69 84V83H68ZM96 84V83H95ZM94 84V85H95ZM115 84H117V83H115ZM115 84H113V85H115ZM132 84H133V82H132ZM208 84V83H207ZM72 85V84H71ZM98 85V87H99V83L97 84ZM111 85V84H110ZM120 85V84H119ZM152 85L150 86V88L152 87ZM198 85V84H197ZM204 85H206V84H204ZM210 85V84H209ZM212 85V84H211ZM213 85H215V83L213 84ZM255 85H257L258 86V88H260V89H258V88H255ZM1 86V85H0ZM47 86V87H46ZM55 86H56V84H55ZM86 88H88L89 87V85H88V87H87V85L85 84L84 85ZM96 86V85H95ZM95 86H93L94 88H96ZM117 87H118V85H116ZM120 86H123V84L122 85H120ZM132 86V85H131ZM148 86V85H147ZM154 86V85H153ZM181 86V87H180ZM193 86V87H192ZM195 86V87H194ZM207 86V85H206ZM215 86H217L218 87V85H215ZM220 87L219 88H225L224 86H222V85H219ZM222 86V87H221ZM84 87V88H85ZM99 87V88H100ZM105 87H108V86H105ZM114 87V86H113ZM133 87V86H132ZM132 87H130L131 89H132ZM156 86H154V87H152V89H157V88H155ZM168 87V88H167ZM184 87L182 88V89H184ZM202 87H203V85H202ZM243 87H242V89H243ZM47 88V89H48ZM70 88V87H69ZM69 88H67V89H65L66 91L65 92H67V90H69ZM77 88H76V92L74 91L73 92V94H71V93H69V92H67V94H69V95H67V99L69 100V102L71 103V104H73V105H75V106H78L79 107V104H82V106H83V104L85 105L86 103H84L85 102V99H86V97L88 98V101H89V99L90 98H92L93 99V96L92 95H90L89 97H88V93L90 92H88L87 93V96H86V94H83V93H85V91L83 92L82 91V93H80L81 92V90L78 92L77 91ZM114 88H116V87H114ZM135 88V87H134ZM164 88V89H163ZM205 87H203V88H201V90L202 89H204ZM212 88H214V87H211V89ZM226 88H228V87H226ZM255 88V89H254ZM52 89V88H51ZM55 89V88H54ZM71 89H72V87H71ZM82 89V88H81ZM107 89V90H106ZM110 89H113V88H110ZM120 88H118V90H119ZM122 89H123V87H122ZM171 89V88H170ZM175 89H171L172 91L173 90H175ZM188 89H185V90H188ZM229 89V88H228ZM84 90V89H83ZM92 90V89H91ZM115 90V89H114ZM113 90V91H114ZM213 90H215V89H213ZM224 90H226V89H224ZM248 90H250V89H248ZM57 91L55 90V92L57 93ZM58 91V92H59ZM88 91V90H87ZM112 91V90H111ZM135 91V90H134ZM134 91L132 90V93H134ZM183 91V90H182ZM200 91V90H199ZM99 92H101V91H99ZM114 92H116V91H114ZM119 92V91H118ZM136 92H139V91H136ZM146 92H148V91H146ZM181 92V91H180ZM206 92H207V90H206ZM217 93H218V91H216ZM257 92V93H258ZM6 93V94H5ZM101 93H103V92H101ZM141 94H138V95H135L136 97H139L138 98V101H139V99H141L140 98V96L139 95H143L144 93H142V91L140 92ZM148 93H150V92H148ZM147 93V94H148ZM176 93H178V92H176ZM227 93H228V90H227ZM51 94V95H50ZM93 94V93H92ZM108 95H110V93H107ZM182 95H183V92L181 93ZM185 94V93H184ZM189 94H191V96L193 97V96H198V95H192L193 93H189ZM259 94H260V92H259ZM57 96H60L59 94H56ZM55 95V96H56ZM99 95V94H98ZM114 95V94H113ZM162 95H164V94H162ZM209 95V94H208ZM261 96H263V93L262 94H260ZM52 96V97H51ZM92 96V97H91ZM101 96V95H100ZM102 96H105V95H102ZM111 96V95H110ZM130 98L133 96H130V94L128 95ZM144 98H146V93L144 94ZM165 96V95H164ZM174 96V95H173ZM179 96V95H178ZM190 96V95H189ZM216 96V95H215ZM232 96V95H231ZM95 98V100H92L93 102L94 101H96V102H98V101H100V99L101 98H103V97H101L100 99H99V97L97 98L96 97V95L94 96ZM106 97V96H105ZM113 97V96H112ZM112 97H111V101H113L112 100ZM129 97H126L127 99H129ZM134 97V96H133ZM132 97V98H133ZM150 97V99H151V96H149ZM149 97H148V100H150L149 99ZM154 97V96H153ZM191 97V98H192ZM224 97V96H223ZM55 98V97H54ZM110 98V97H109ZM115 98H116V96H115ZM131 98V99H132ZM143 98V99H144ZM156 98V97H155ZM200 98V97H199ZM227 98H229V97H227ZM239 98V97H238ZM40 99V98H39ZM99 99V100H98ZM105 99V98H104ZM103 99V100H104ZM127 100V101H130L129 102V104L130 103H132L133 101H134V99H137V98H134V99H132V100ZM143 99H141V101H145V103L148 101L147 100V98H146V100H143ZM154 99V98H153ZM157 99V98H156ZM155 99V101L154 100H152V101H154V102H152V101H150L151 103H155L157 100L159 101L160 99L158 98L157 100ZM164 99V98H163ZM235 99H237V98H235ZM241 99V98H240ZM247 98L245 97V100H246ZM250 99V98H249ZM37 100H36V102H37ZM87 100V99H86ZM106 100V99H105ZM108 100V99H107ZM168 100V99H167ZM172 100V99H171ZM234 100V99H233ZM232 100V101H233ZM244 100V99H243ZM245 100H244V102H245ZM248 100V99H247ZM251 100V99H250ZM91 101V102H92ZM123 101H125L124 100V98H123ZM137 101V100H136ZM137 101V102H138ZM163 101V100H162ZM162 101L160 102H157V103H159L158 104V106L160 105V107L163 105L162 104ZM169 101V100H168ZM237 101V100H236ZM65 102V101H64ZM90 102V103H91ZM107 102H109V101H107ZM117 102V101H116ZM120 102L121 101H119V104H120ZM135 102V101H134ZM133 102V103H134ZM149 102V101H148ZM148 102L146 103V104H148ZM164 102V101H163ZM240 101H238V103H239ZM128 103V102H127ZM140 103V102H139ZM142 103V102H141ZM140 103V104H141ZM151 103H149L150 105H152ZM156 103V104H157ZM161 103V104H160ZM171 103V101H169L168 102V105H171V106H173V104H170ZM182 103V102H181ZM241 103V102H240ZM243 103V102H242ZM241 103V104H242ZM246 103V102H245ZM244 103V104H245ZM6 105V106H10V105ZM89 104V103H88ZM121 104H122V102H121ZM135 104V103H134ZM247 104H249V109L250 110H257L258 109V111H259V106H257L258 104L256 103V102H254L253 100L252 101H247ZM260 104V103H259ZM43 105V106H44ZM109 105V104H108ZM122 105H124V104H122ZM131 105V104H130ZM41 106V105H40ZM39 106V107H40ZM88 106V105H87ZM104 106V105H103ZM126 106V105H125ZM141 106V105H140ZM145 106H147V105H145ZM156 106V105H155ZM164 106H165V104H164ZM164 106H162L165 110H166V112L164 111V109H162V107L160 108V107H156V108H160V110L161 111H158V112H161V113H164V115H166L165 113H167L168 115H169V113H172L170 116H173L174 117V115L173 114H175L177 111L175 110V112L173 113V112H169V111H171V106L169 107V106H167V104H166V106L164 107ZM179 106V105H178ZM247 106V105H246ZM262 106V105H261ZM260 106V107H261ZM38 107V106H37ZM83 107H85L86 108V106H83ZM110 107V106H109ZM152 108L151 109H153L154 108V110H155V107H153V106H151ZM186 107V106H185ZM248 107V106H247ZM13 106L11 105V109L9 108H6L7 110H3V112H2V110H1V112L0 113H4V112H7V114H9L13 109ZM17 108V107H16ZM21 108V107H20ZM23 108V107H22ZM41 108H42V106H41ZM90 108V107H89ZM98 108V107H97ZM137 108V110H138V108L139 107H136ZM143 108H145V107H143ZM239 108V107H238ZM26 109V108H25ZM25 109H23V110H25ZM37 109V108H36ZM48 109V110H49ZM112 109V108H111ZM124 109V108H123ZM125 109H130V106L128 107L127 106V108L125 107ZM140 109V108H139ZM149 109V107H147V109H145L144 111H142V114H145L144 112L146 111V110H148ZM173 109H172V111H173ZM187 109V108H186ZM189 109V108H188ZM196 109V108H195ZM15 110V109H14ZM22 110V109H21ZM27 110V111H28ZM38 110H39V108H38ZM56 110H54L55 111V113H57L56 112ZM67 110V109H66ZM100 110V112H101V110H103V109H99ZM99 110L97 111V113L99 112ZM106 110L108 111V110H110V108L109 109H107L106 108ZM141 110V109H140ZM140 110H138V111H140ZM143 110V109H142ZM154 110H152V111H154ZM164 112H163V111ZM182 110H183V108H182ZM185 110V109H184ZM201 110V109H200ZM250 110L248 111V112H250ZM255 110V112L254 113H256L255 115H257V116H260L261 114L259 113V112H257ZM35 111H37V110H35ZM53 111V109L50 111L51 112V114L53 115V113H54V111ZM61 111V110H60ZM60 111H58L59 113H60ZM62 111H65V108H64V110H62ZM74 111V113H75V109L73 110ZM113 111V110H112ZM119 111V113H117L116 112V110H115V112L113 111V113H117V115H119V114H122L121 116H123V117H125L126 119H124V118H122L120 115H119V118L121 117L122 119H124V120H126L127 121V119H128V116L129 115H126V114H128V113H122L120 110H118ZM168 111V112H167ZM190 111V110H189ZM195 111V110H194ZM264 111V110H263ZM18 112V111H17ZM47 112H49V111H47ZM46 112V113H47ZM66 112V111H65ZM71 112V111H70ZM99 112V113H100ZM105 112V111H104ZM102 113V115L104 116V114L105 113ZM108 112H110V111H108ZM141 112V111H140ZM157 112V111H156ZM179 112V111H178ZM177 112V113H178ZM188 112V111H187ZM19 113V112H18ZM22 113H24V112H22ZM29 113H32V112H30L29 111ZM29 113H26V115L27 114H29ZM36 113V112H35ZM61 113H63V112H61ZM112 113V114H113ZM149 113V112H148ZM153 113H155V112H153ZM176 113V114H177ZM189 113V112H188ZM198 114H200V113H202V112H197ZM197 113H194V114H197ZM259 113V114H258ZM262 113V112H261ZM11 114V113H10ZM33 114V113H32ZM45 114V113H44ZM49 114V113H48ZM50 114V115H51ZM66 114V113H65ZM65 114H63V115H65ZM130 114V113H129ZM136 114V113H135ZM134 114V116L132 117V124L131 123H129V127L132 125V128L131 129H129L128 131L130 132V131H133V130H135V129H137V130H139V128H142V126H138V128H136V127H134L133 126V124H136L135 126H137V125H139V124H142V125H144L145 123L147 124V123H149V121L148 122H146V120H145V118H147V117H145V118H143L141 115H139V114H137V115H135ZM197 114V115H198ZM263 114V113H262ZM17 115H19V114H17ZM16 115V116H17ZM36 115V114H35ZM57 115H58V113H57ZM60 115V114H59ZM125 115V116H124ZM132 115V114H131ZM146 115H148L149 116V114H147L146 113ZM157 115V114H156ZM178 115H179V113H178ZM178 115H177V117H174V118H178ZM186 115V114H185ZM189 115H191V114H189ZM202 115H204V113H202ZM250 115V114H249ZM1 116V115H0ZM4 116H5V118H4ZM6 116L7 115H3V117H0V125H1V123H4L5 121H6V123H4V124H9V126H10V129H12L15 125L16 126H20V127H18V128H21V125L26 121L27 123H30L29 125H31L32 124V120H30V122L29 121H27V120H24L23 119V117H22V119H19L18 121L17 120H14V119H10L11 117L10 116H12V115H9L7 118H6ZM15 116V115H14ZM65 116H67L68 117V115H65ZM72 116V115H71ZM70 116V117H71ZM108 115H106L105 117H107ZM115 117L114 116V114L113 115H111V116H108V117ZM163 116V115H162ZM169 116V117H170ZM176 116V115H175ZM182 116V115H181ZM263 115H261V117H262ZM10 117V118H9ZM19 117H20V115H19ZM24 117H25V113H24ZM28 116H26L25 118H27ZM56 117V119H58L57 118V116H54V117H52V118H55ZM62 117V116H61ZM64 117V116H63ZM62 117V119H60V121L59 122H63L64 124H65V126L66 125H69V123L71 124V123H73L74 124V122L75 121H73V120H75V119H72V120H70V119H68L67 117H65V118H63ZM69 117V118H70ZM102 117V116H101ZM180 117V116H179ZM183 117H185V116H183ZM200 117H202V116H200ZM12 118H14V117H12ZM36 118H37V116H36ZM35 118V119H36ZM38 118H42V117H40V115H39V117ZM67 118V119H66ZM76 118V122H78L77 121V117H75ZM103 118V117H102ZM121 118H120V120H121ZM167 118V117H166ZM17 119H18V116H17ZM32 119V118H31ZM35 119H33L34 121V123H33V128H40L41 130H43V128L45 129L46 127H44V126H42V123L44 124V122H42V123H40V125H39V127H36V124H35ZM45 119V118H44ZM101 119V118H100ZM151 119H154V117H152V115H151ZM173 119V118H172ZM175 119V120H176ZM179 119H181V118H178L177 120L179 121ZM185 119V118H184ZM230 119V118H229ZM228 119V120H229ZM263 119V118H262ZM20 120H24V122H22V124L21 125H18V122H20L21 123V121ZM39 120H41V119H39ZM175 120H171V119H169V122H171V127H174V126H172V124L174 125V123L176 122ZM189 120V119H188ZM16 121V122H15ZM38 121V120H37ZM53 121H54V119H53ZM114 121V120H113ZM153 121H156V118H155V120H153ZM165 121V120H164ZM163 121V122H164ZM173 121H175V122H173ZM67 122H69V123H67ZM75 122V123H76ZM85 122V121H84ZM131 122V121H130ZM150 122H152V121H150ZM157 122V121H156ZM159 122H162V120L161 121H159ZM166 122V121H165ZM165 122H164V124H165ZM180 122V124L179 123H175L176 124V126H180V125H182L181 123H183L184 124V122L182 121H179ZM215 122V121H214ZM220 122V121H219ZM235 122V121H234ZM87 123V122H86ZM139 123V124H138ZM153 123V122H152ZM252 123V122H251ZM4 124H2V126H4ZM12 124V125H11ZM35 124V125H34ZM64 124L63 125H59V127L60 126H62L61 128H63V127H65L64 126ZM77 124V123H76ZM79 124V123H78ZM77 124V125H78ZM111 124V123H110ZM114 124H115V122H114ZM113 124V125H114ZM127 124V123H126ZM125 124V125H126ZM131 124V125H130ZM145 124V125H146ZM156 124H158V122L157 123H155V124H151V125H153L152 127L153 128H155L154 126L156 125ZM163 123H160V125H162ZM166 124H168V123H166ZM165 124V125H166ZM166 125V126H170V125ZM14 125V126H13ZM26 125L27 124H25V125H23V127L25 128L26 127ZM48 125V124H47ZM54 125H55V127H56V124L54 123ZM118 125V124H117ZM150 124H147V129L149 128V130H150V126H149ZM159 125V124H158ZM158 125H156V129H158ZM159 125V126H160ZM200 125V124H199ZM247 125H248V123H247ZM251 125V124H250ZM6 126V125H5ZM13 126V127H12ZM15 126V127H16ZM43 127V128H41V127ZM74 126V125H73ZM80 126V125H79ZM119 126V125H118ZM124 126V125H123ZM127 126V125H126ZM126 126H124V128L126 127ZM163 126V125H162ZM162 126H160L159 127V129H158V131L159 130H164V129H166V128H162ZM176 126H175V128H176ZM184 126V125H183ZM252 126V125H251ZM12 127V128H11ZM14 127V128H15ZM30 127H32V126H30ZM54 127V126H53ZM69 127V126H68ZM101 127V126H100ZM116 127V126H115ZM144 127H146V126H144ZM143 127V128H144ZM189 127V126H188ZM188 127H184V128H188ZM258 127V126H257ZM4 128V127H3ZM6 128H9L8 126L6 127ZM23 128V129H24ZM26 128H28V127H26ZM82 128V127H81ZM117 128V127H116ZM115 128V129H116ZM118 128H120V127H118ZM117 128V129H118ZM123 128V127H122ZM123 128V129H124ZM153 128H151V130L153 129ZM183 128V127H182ZM190 129H191V126L189 127ZM201 128V127H200ZM227 128V127H226ZM242 128H245V127H242ZM253 128V127H252ZM260 128V127H259ZM264 127H262V128H260V132L264 135V133H263V131H264V129H263ZM66 129V130H65ZM69 129H71V131H72V128H69ZM69 129H67V126H66V128H64V130H61V129H59V130H61V131H55L56 133H59L60 134V136H59V134H57V136H59V137H61V140L59 139V140H57V144H58V141H59V145L61 144V145H63L64 143L67 145H69V142H71L70 140L72 139V138H74L73 136H75V135H73V134H71L70 132V130ZM74 129V128H73ZM90 129H91V127H90ZM97 129V128H96ZM102 129V128H101ZM109 129V128H108ZM126 129V128H125ZM128 129V128H127ZM156 129H153V132L155 133V130ZM168 129H170L169 127L166 129V131L168 130ZM218 128H216V130H217ZM16 130V129H15ZM21 130V129H20ZM19 130V131H20ZM79 130V129H78ZM141 130H143V129H140L139 131H137V132H139L140 133V131ZM145 130H146V128H145ZM144 130V132L143 133H148V135L150 136V134H151V132L149 133V132H146ZM176 130H177V128H176ZM181 129H179L178 128V132L180 131ZM183 130H186V129H183ZM193 130H195L194 128H193ZM197 130V129H196ZM200 130V129H199ZM202 130V129H201ZM214 130H215V127H214ZM253 130H254V128H253ZM18 131V132H19ZM23 131H25V130H23ZM75 131V130H74ZM83 131V130H82ZM81 130H80V132H82ZM95 132H96V130H94ZM100 130H98L97 132H99ZM118 131V130H117ZM119 131H121V129L119 130ZM118 131V132H119ZM124 131V130H123ZM126 131V130H125ZM161 131V132H162ZM165 131V130H164ZM164 131H163V133H164ZM165 131V132H166ZM169 131V133H174L173 135L174 136H176L175 134V129H170V130H168ZM168 131L166 132V133H168ZM218 131H221L220 130V128L218 129ZM20 132H22V131H20ZM96 132V133H97ZM101 132H103V135H104V133H105V135L106 136H104V138L103 139H105L106 137H107V134H106V132H104L103 130H101ZM101 132H100V134L99 135H102L101 134ZM129 132H127L126 131V133H128L129 134ZM140 133L139 135H141V134H143V133ZM156 132H157V130H156ZM160 132V131H159ZM184 132V131H183ZM186 132V131H185ZM216 132V131H215ZM214 132V133H215ZM255 132V131H254ZM257 132V131H256ZM23 133V132H22ZM78 133H79V131H78ZM88 133H90V132H88ZM91 133H92V131H91ZM95 133V134H96ZM115 133H117V132H115ZM115 133H114V135H115ZM125 132H123L122 134H124ZM131 133V132H130ZM134 133V131L132 132V134ZM135 133H136V130H135ZM166 133H164L162 136H163V138L165 139V137L167 138L169 135H170V138H171V135L172 134H169L168 133V135L167 136H165V134ZM182 133V132H181ZM213 133V134H214ZM221 133H223V131L221 132ZM19 133H17V135H18ZM25 134V133H24ZM80 134V133H79ZM122 134H120V135H122ZM131 134V135H132ZM156 134V133H155ZM155 134H153V135H155ZM187 134V133H186ZM216 134L217 135H219L220 134V132H216ZM251 134H252V132H251ZM27 135V134H26ZM25 135V136H26ZM33 135V134H32ZM45 135V134H44ZM56 135V134H55ZM93 135H94V133H93ZM99 135H98V133H97V137L98 138H100L99 137ZM109 135V134H108ZM130 135V136H131ZM136 135H138V134H136ZM138 135V136H139ZM159 135H160V133H159ZM158 134H157V137L159 136ZM172 135V136H173ZM216 135V136H217ZM222 135V134H221ZM224 135V134H223ZM253 135V134H252ZM260 135V134H259ZM19 136H21L20 134H19ZM25 136H22V138L25 140V145L26 144H28V142H29V136H28V139H27V137H25ZM39 136V135H38ZM77 136H81V134L80 135H77ZM83 136H85V138L87 137L86 135H83ZM91 136V135H90ZM89 136V137H90ZM111 136V135H110ZM117 136V135H116ZM126 136V135H125ZM127 136H129V135H127ZM133 138H137V136H135V134H133ZM152 136V135H151ZM182 136H183V134H182ZM181 136V137H182ZM256 136H258V134L256 133ZM261 136V135H260ZM259 136V138L260 139H262V141H264L263 140V138L264 137H260ZM56 137V136H55ZM140 137V136H139ZM138 137V138H139ZM147 137V136H146ZM160 137V136H159ZM185 137V136H184ZM218 137V136H217ZM232 137V136H231ZM21 138V139H22ZM46 138H48V136H46L45 137V139ZM78 138V137H77ZM76 138V139H77ZM80 138V137H79ZM82 138H84V137H82ZM82 138H81V140H82ZM90 138H92V137H90ZM96 138V137H95ZM119 138V137H118ZM131 138V137H130ZM149 138H152V137H149ZM149 138H148V141L150 142V141H153V139H154V137L152 138V140L150 139L149 140ZM173 138V137H172ZM179 138V137H178ZM201 138V137H200ZM17 139V138H16ZM21 139L19 138V140L21 141ZM32 140H33V138H31ZM30 139V140H31ZM36 139V138H35ZM31 140L30 142H32V144L33 143H37V142H40L39 141V139L38 140ZM42 139V138H41ZM70 139V140H69ZM92 139H94V138H92ZM122 139V138H121ZM126 139V138H125ZM141 139H143V136H142V138ZM155 139H157L156 138V135H155ZM161 139V138H160ZM258 139V138H257ZM13 140H15L14 138H13ZM23 140V141H24ZM68 140H69V142H68ZM73 140V139H72ZM78 140V139H77ZM84 140V139H83ZM91 140V139H90ZM127 140V143H129L128 141V139H126ZM192 140H193V138H190V140L189 141H191L192 142ZM247 140V139H246ZM245 140V141H246ZM17 141H18V139H17ZM17 141H15L16 143H17ZM27 141V142H26ZM49 141H50V139H49ZM62 141L64 142V143H62ZM68 143H67V142ZM85 141H87V140H85ZM94 142L96 141V140H93ZM104 141V140H103ZM165 141V140H164ZM166 141H168V138H167V140ZM179 141V140H178ZM184 141V140H183ZM188 141V142H189ZM194 142H195V140H193ZM201 141H203V140H201ZM200 141V143H202ZM207 141V140H206ZM205 141V142H206ZM11 142H12V139H11ZM19 142V141H18ZM30 142H29V144H30ZM78 142V141H77ZM84 142V141H83ZM82 142V143H83ZM98 142H100L99 144L97 143L96 145V147H95V149H94V147H92L91 149L93 150L94 149V151L96 152V155H98L97 154V152H100V150H102V149H105V150H107V151H104V153L106 154V152L108 153V151H109V153H108V155L109 154H111V155H109V157L111 158L112 156H113V158H115L116 159V166L118 165L117 163H119V162H122V160H124L125 159V161H127L126 159L128 158V157H130L129 155H127V156H125V157H121L123 154H130V155H132L131 157H133V158H135L136 157V159H137V161H136V159H135V161H136V163H135V161H133L134 159L133 158H131V159H133L132 161L134 162H130V163H132V164H135L136 165V167H138V168H141V169H136L135 168V166L133 165L132 167L131 166H129V165H132V164H129L128 166H125L126 168L127 167H129V169H130V167L131 168H135L136 170H135V172H133L134 171V168H133V171H132V173H129L130 171L128 170V171H126V170H124V172L122 171L123 169H125V167L123 168V169H121L120 168V170L122 171L121 173L123 174V176L122 177H124V175H125V172H127V173H129V175L131 174H133V177L135 176L136 177V180H138L137 182H139L138 184H140V182L142 183L143 181L145 182L147 179H145V178H147V175L143 172L144 170H143V168L145 169L146 168V170L150 167V168H153V167H155L156 165H159L158 164V162H160V161H165L167 158H165V156H162L163 154H159V152L156 150L155 151V149L158 147L157 145H155L156 143H155V141H154V144L151 142V144L150 145H155L154 146V148L155 149H152V146L149 148V149H151V151L153 150V152L152 153H148V150L149 149H147V152H144V151H142V152H144V154H142L141 152H139V151H137L132 145H130V143L129 144H126L125 143V141H123L125 144H123V142H121L120 141V139L119 140H117V139H110V137H109V139L107 138V140H105L104 142H102V141H98ZM145 142V141H144ZM188 142H187V144H188ZM197 142H199V141H197ZM13 143V142H12ZM21 143V142H20ZM36 143H35V145H36ZM81 143V144H82ZM167 143V142H166ZM190 143V142H189ZM193 143V142H192ZM196 143V142H195ZM226 143V142H225ZM255 143V142H254ZM256 143H258V141L256 142ZM255 143V144H256ZM29 144L27 145V146H29ZM95 144V143H94ZM133 144V143H132ZM144 144H147L146 142L144 143ZM144 144H142L141 143V145H144ZM191 144V143H190ZM196 144H198V143H196ZM205 144V143H204ZM216 144V143H215ZM254 144V145H255ZM52 145V144H51ZM88 145H92V144H88ZM124 145V146H123ZM148 145V144H147ZM199 145V147L200 146H203V145H201V144H198ZM198 145H196V146H198ZM207 145V144H206ZM212 145H214L213 143H212ZM262 145V143L261 144H257V146L258 147H260ZM11 146H12V144H11ZM15 146H17V145H15ZM14 146V147H15ZM37 146V145H36ZM40 146H41V144H40ZM43 146H45V145H43ZM50 146V145H49ZM121 146H123L125 149H124V151H122V150H120V151H118V149L121 147ZM139 146H140V144H139ZM168 146V145H167ZM172 146H174V145H172ZM191 146V145H190ZM263 146V145H262ZM261 146V147H262ZM54 147V149L57 151V149L59 148H56L55 146H53ZM68 147V146H67ZM102 149H101V148ZM119 147V148H118ZM137 147V146H136ZM169 147V146H168ZM204 147V146H203ZM214 147H217V144H216V146H214ZM27 148H29V147H27ZM36 148V147H35ZM39 148V147H38ZM37 148V149H38ZM47 148H49V147H47ZM50 148H52V147H50ZM73 148V147H72ZM76 148V147H75ZM88 148H90V146H88ZM100 148V149H99ZM139 147H137V149H138ZM140 148H144V147H140ZM147 148V147H146ZM165 148H166V146H165ZM175 148V147H174ZM178 148V147H177ZM182 148V147H181ZM188 148V147H187ZM222 148V147H221ZM257 148V147H256ZM263 148V147H262ZM22 151H23V154L25 153L24 152V149H26V147H23V145H22ZM43 149V148H42ZM42 149H38V151L40 150V151H42V152H39L38 153V155H40L41 153H43L44 154V152H43V150ZM45 149V148H44ZM122 149V148H121ZM192 149V148H191ZM194 149V148H193ZM196 149H197V147H196ZM204 149V148H203ZM14 150V149H13ZM27 150H29V149H27ZM36 152H38L36 149H34ZM73 150V149H72ZM97 150H99V151H97ZM141 150V149H140ZM144 150V149H143ZM173 150V149H172ZM178 150V149H177ZM185 150H186V148H185ZM234 151L236 150V149H233ZM21 151V152H22ZM30 151V150H29ZM78 151H79V149H78ZM122 151V152H121ZM150 151V150H149ZM150 151V152H151ZM187 151H189V150H187ZM224 151H225V149H224ZM223 151V152H224ZM258 151V150H257ZM20 152V153H21ZM53 152V151H52ZM51 152V153H52ZM55 152V151H54ZM53 152V153H54ZM61 152V151H60ZM156 152V153H155ZM197 152V151H196ZM233 152V151H232ZM231 152V153H232ZM236 152H238V151H236ZM236 152L234 153V154H236ZM241 152V151H240ZM32 153V152H31ZM51 153H49L48 152V154H47V152L45 153V154H47V155H52ZM103 153V152H102ZM121 153H122V155H121ZM243 153V152H242ZM256 153H258V152H256ZM255 153V155L257 156V154ZM7 154V153H6ZM15 154H16V152H15ZM34 154H36V153H34ZM44 154V155H45ZM66 154V153H65ZM69 154V153H68ZM68 154H66V155H68ZM137 156H136V155ZM147 154V155H146ZM224 154V153H223ZM234 154H230L231 155V157L234 155ZM260 154L263 156L264 154H262L261 152H260ZM10 155V154H9ZM25 155V154H24ZM27 155V154H26ZM30 155V154H29ZM28 155V156H29ZM58 155V154H57ZM60 155V154H59ZM64 155V154H63ZM92 155H93V152H92ZM121 155V156H120ZM225 155V154H224ZM239 155V154H238ZM258 155H259V153H258ZM1 156V155H0ZM6 156V155H5ZM16 156V155H15ZM14 155H12V157L14 158L15 157ZM27 156V157H28ZM106 156V155H105ZM177 156H179V155H177ZM235 156V155H234ZM241 156V155H240ZM247 156V155H246ZM256 156H254V157H256ZM11 157V156H10ZM31 157L33 158V156H32V154H31ZM35 157H37V155L35 156ZM61 157H63V156H61ZM66 157H68V156H66ZM69 157H70V155H69ZM69 157L67 158L68 160H69ZM117 157H119V158H117ZM121 157V158H120ZM175 157H176V155H175ZM225 157H227V156H225ZM230 157V156H229ZM228 157V158H229ZM236 157V156H235ZM239 156H237V158H238ZM251 157V156H250ZM48 158V157H47ZM54 158V157H53ZM71 158V157H70ZM169 158V157H168ZM29 159H31V158H29ZM33 159H35V158H33ZM37 160H38V158H36ZM42 159V161L44 160L43 158H41ZM54 159H56V158H54ZM57 159H59V156H57ZM72 160L73 159H75V158H71ZM70 159V160H71ZM121 160V161H119V160ZM129 159V158H128ZM176 159V158H175ZM223 159H224V157H223ZM233 159H234V157H233ZM240 159V158H239ZM258 159V158H257ZM13 160V159H12ZM37 160L35 161V162H37ZM49 160V159H48ZM85 160V159H84ZM101 160H103V159H101ZM114 160V159H113ZM130 160V159H129ZM227 160H229V159H227ZM236 160V159H235ZM243 159H241V161H242ZM251 160V159H250ZM11 161V160H10ZM22 161V160H21ZM42 161H38L39 163L40 162H42ZM46 160H44V162H45ZM61 161H64L63 159L61 160ZM75 161V160H74ZM76 161H77V159H76ZM115 161V160H114ZM117 161H119V162H117ZM167 161H169L170 163L172 162V164H174L175 165V160L174 159H172V158H170V159H168ZM167 161H165V162H160L161 164H167ZM221 161V160H220ZM224 161V160H223ZM252 161V160H251ZM20 162V161H19ZM31 162V161H30ZM33 162V161H32ZM44 162H43V164H44ZM48 162V161H47ZM52 162V161H51ZM129 162V161H128ZM127 162V163H128ZM180 162H182V161H179L178 163H180ZM236 162H238V161H236ZM245 162V161H244ZM253 162V161H252ZM251 162V164H250V166L252 167V163ZM28 163V162H27ZM71 164L72 163H74L73 161L72 162H70ZM69 163V164H70ZM106 163V162H105ZM105 163L103 164V166L105 165ZM152 163H154L153 165H152ZM170 163H168V164H170ZM177 163V162H176ZM177 163V164H178ZM255 163V162H254ZM33 164H35L34 162H33ZM40 164H42V163H40ZM68 164V163H67ZM86 164V163H85ZM107 164V163H106ZM156 164V165H155ZM163 164V165H164ZM6 165V164H5ZM79 165V164H78ZM109 165H111V163H109ZM120 165H121V163H120ZM155 165V166H154ZM162 165V166H163ZM180 165V164H179ZM256 165V164H255ZM2 167H0V170L2 169H5V167H8V166H4V165H1ZM90 166V165H89ZM92 166V165H91ZM106 166V165H105ZM144 166H146V167H144ZM147 166H149L148 168H147ZM152 166V167H151ZM160 166V165H159ZM169 167H167L168 169L170 168V165H168ZM187 166V165H186ZM239 166V165H238ZM248 166V165H247ZM24 167V166H23ZM27 167V166H26ZM70 167H71V165H70ZM79 167V166H78ZM109 167V169H111L110 168V166H108ZM119 167H121V166H119ZM123 167V166H122ZM161 167V166H160ZM172 167V166H171ZM174 167V166H173ZM171 168L170 170H172V169H174V168H176V167H174V168ZM178 167H181V166H178ZM246 167V166H245ZM253 167H255V166H253ZM31 168V167H30ZM81 168V167H80ZM88 168V167H87ZM96 168V167H95ZM94 168V169H95ZM163 167H161V169H162ZM167 168L164 170L163 169V171L165 172H162V174L163 175H161V176H164L166 173H167ZM187 168V171H188V167H186ZM259 168V167H258ZM258 168H254V170L255 171H257V169ZM9 169H11V167H9L8 168V170ZM17 169V168H16ZM35 169V168H34ZM57 169V168H56ZM89 169V168H88ZM87 169V170H88ZM97 169V168H96ZM100 169V168H99ZM157 169V168H156ZM180 169V168H179ZM190 169L191 170H193L191 167H190ZM260 169V168H259ZM258 169V170H259ZM6 170V171H5ZM4 171L5 172H11V175L13 174L12 173V171L13 170H15L14 168H12V170H9V171H7V168L5 169ZM21 170V169H20ZM20 170H18V172L20 173ZM23 170V169H22ZM37 170H39L40 172H38V174H42V178H41V175H40V178L43 180V178H44V175H43V172L41 171V169H37ZM78 170H79V168H78ZM84 170V169H83ZM118 171L119 170V168L118 169H116L115 168V171ZM141 170H143L142 172H141ZM145 170V171H146ZM151 170H153V169H151ZM155 170V169H154ZM153 170V173L155 172ZM160 170V169H159ZM158 170V171H159ZM167 170V171H166ZM177 170V168L176 169H174V171H176ZM181 170V169H180ZM182 170H183V168H182ZM181 170V171H182ZM195 170V169H194ZM261 171H262V169H260ZM16 171V170H15ZM24 171V170H23ZM29 171V170H28ZM148 171H150L149 169H148ZM157 171V172H158ZM173 170L172 171H170L171 173H173L174 172ZM186 170L184 171L183 170V173L184 174H187L186 172H187ZM190 171V170H189ZM188 171V172H189ZM236 171V170H235ZM2 172V171H1ZM17 172V171H16ZM16 172H14V173H16ZM25 172V174H26V170L24 171ZM29 172H31V171H29ZM56 171H53V173H55ZM102 172V171H101ZM110 172V171H109ZM137 172V173H136ZM151 172V171H150ZM157 172H155V173H157ZM169 172V171H168ZM193 172H196V170L195 171H193ZM230 172V171H229ZM252 172V171H251ZM93 173V172H92ZM100 173V172H99ZM117 174H118V172H116ZM136 173V174H135ZM154 173V174H155ZM160 173H161V171L160 172H158V174L160 175ZM171 173H167V174H171ZM181 173V172H180ZM197 173V172H196ZM200 173V172H199ZM221 173V172H220ZM220 173H219V175H220ZM236 172H234L233 174H234V176L233 177H231V178H234V179H237V182H239L238 181V178H241V180H244V179H242L243 177H241V176H243V175H240L238 178L235 176L236 174H235ZM259 174V176L257 175V177H259L260 179H262V180H264V169H263V171L262 172H258ZM1 175H3L4 174V172H3V174L2 173H0ZM6 174V173H5ZM8 174V173H7ZM6 174V175H7ZM20 174H22V173H20ZM24 174V173H23ZM23 174H22V176H23ZM33 174H34V172H33ZM49 174V173H48ZM56 174H57V172H56ZM62 174V173H61ZM66 174V173H65ZM64 174V175H65ZM112 174V173H111ZM135 174V175H134ZM146 176H145V175ZM149 174V176H150V173H148ZM166 174V176H168ZM173 174H176L177 175V173H173ZM182 174V173H181ZM183 174V175H184ZM193 174V173H192ZM198 174V173H197ZM222 174V173H221ZM229 174V176H230V173H228ZM241 174V173H240ZM13 175H15L14 177H11L9 174H8V177H10V178H13V179H15V177H20L19 175H17V173L16 174H13ZM30 175H32V172H31V174ZM37 175V174H36ZM54 175V174H53ZM58 175H59V173H58ZM57 175V176H58ZM80 175V174H79ZM110 175V174H109ZM112 175H114V174H112ZM119 175V174H118ZM118 175H117V177H118ZM152 175V177L154 176L153 174H151ZM155 175H157V174H155ZM158 175V176H159ZM188 175V174H187ZM232 175V174H231ZM25 176H27L26 178H30L31 176H29L28 177V174H26ZM25 176H23V177H25ZM34 176V175H33ZM47 176V175H46ZM45 176V177H46ZM66 176H67V174H66ZM71 176V175H70ZM69 176V177H70ZM96 176V175H95ZM97 176H99V175H97ZM115 176V175H114ZM114 176H112V178L114 177ZM126 176H128V175H126ZM125 176V177H126ZM148 176V177H149ZM172 176V175H171ZM174 176V175H173ZM172 176V177H173ZM185 176L186 175H184V176H182L183 178H185ZM191 177H192V175H190ZM194 176V175H193ZM200 176H201V174H200ZM211 176V175H210ZM60 178H61V176H59ZM58 177V178H59ZM65 177V176H64ZM68 177V176H67ZM72 177H74V176H72ZM79 177V176H78ZM103 177H104V175H103ZM132 176H128V179L130 178L131 179V181H132V179H133V177L131 178ZM155 177V176H154ZM160 177V176H159ZM176 177H178L179 178V175H177ZM175 176H174V178H176ZM197 177V176H196ZM227 177V176H226ZM236 177V178H235ZM33 180L35 179V178H33V177H31ZM36 178H37V176H36ZM51 178V177H50ZM59 178V179H60ZM66 178V177H65ZM71 178V177H70ZM97 178V177H96ZM120 178H121V176H120ZM120 178H117V179H120ZM156 178V177H155ZM170 179H171V177H169ZM168 178V180H169V185H170V179ZM177 178V179H178ZM201 178V177H200ZM216 178V177H215ZM221 178V177H220ZM228 178V177H227ZM227 178H224V179H227ZM0 179H2L1 178V176H0ZM5 179V178H4ZM18 179V178H17ZM22 178L20 177V179H18L19 180V182H20V180H21ZM32 179H30V180H24V179H22V180H24L23 182H22V184L23 183H26V185H30V186H25V185H22V184H19L20 186H18V185H16V186H18L17 187V192L16 193H19L18 194V198H19V196H24V195H26V196H28V197H30V199L31 198H35L37 195H40V194H34L33 195V192H32V195L30 194V192H31V189H30V187H33V186H31V184H32V182H33V180ZM38 179H39V176H38ZM36 180V181H41L40 179L39 180ZM73 178H71V180H72ZM75 179H77V178H75ZM79 179V178H78ZM81 179H83V178H81ZM116 179V180H117ZM127 179V178H126ZM149 179V178H148ZM176 179V180H177ZM180 179V178H179ZM178 179V180H179ZM195 179V178H194ZM197 179V178H196ZM203 179H204V177H203ZM202 179V181H203V183L202 184H204L205 182H207V181H205L204 182V180ZM207 179V178H206ZM205 179V180H206ZM211 180H212V178H210ZM217 179V178H216ZM229 179H230V177H229ZM229 179H227L228 180V183L229 182H231V180H229ZM234 179H232V181L234 182L233 184L235 185L236 183H235V180ZM16 180V179H15ZM17 180V181H18ZM45 180V179H44ZM52 180V179H51ZM74 180V179H73ZM88 180H90V179H88ZM113 180H115L114 178H113ZM112 180V183H114V185L115 186H118V185H116L117 183L115 182V181H113ZM150 180V179H149ZM158 180V179H157ZM159 180H160V178H159ZM163 180V179H162ZM167 180V181H168ZM187 180V179H186ZM245 180H247V179H245ZM1 181H3V180H1ZM9 180H6V182H8ZM13 181V180H12ZM68 181V180H67ZM82 181V180H81ZM84 181V180H83ZM110 181V180H109ZM118 181V180H117ZM133 181H135V179H133ZM148 181V180H147ZM151 181H153V180H151ZM151 181H149V182H151ZM161 181V180H160ZM201 181V180H200ZM221 181V180H220ZM247 181H249V180H247ZM6 182H4V183H6ZM29 182V183H28ZM74 182V181H73ZM77 182V181H76ZM80 182V181H79ZM85 182H87L86 180H85ZM89 182V181H88ZM87 182V183H88ZM121 182V181H120ZM124 182V181H123ZM136 182V181H135ZM148 182V183H149ZM159 182V181H158ZM166 182V181H165ZM176 182H178V181H176ZM179 182H180V180H179ZM183 182V181H182ZM213 182V181H212ZM218 182V179H217V181L216 182H214L215 184ZM244 182V181H243ZM10 183V182H9ZM31 183V184H30ZM40 183H43V181H41ZM52 183V182H51ZM72 183V182H71ZM71 183H70V185H71ZM105 183V182H104ZM116 183V184H115ZM118 183H119V181H118ZM122 183V182H121ZM127 183V182H126ZM125 183V184H126ZM130 183H132V182H130ZM129 183V185H127V186H131V184ZM154 184H155V181L153 182ZM153 183H151V184H153ZM167 183V184H168ZM173 183V182H172ZM183 183H186V182H183ZM208 183V182H207ZM207 183H205V185L204 186H207L206 184ZM210 183V182H209ZM219 183V182H218ZM217 183V184H218ZM241 183V182H240ZM16 184V183H15ZM15 184H14V186H15ZM17 184H18V182H17ZM53 184H55V183H53ZM74 184H76V183H73V186L75 187V185ZM80 184H81V182H80ZM100 184V183H99ZM124 184V183H123ZM137 184V183H136ZM147 184V183H146ZM159 184H160V182H159ZM163 184V183H162ZM166 184V183H165ZM174 184L175 183H173V185L171 184L169 187H172V186H174ZM189 184V183H188ZM216 184V185H217ZM227 184V183H226ZM231 184L232 183H229V185L231 186ZM232 184V185H233ZM262 184V183H261ZM8 185V184H7ZM12 185H13V183H12ZM36 185V184H35ZM122 185V184H121ZM121 185L119 186V187H117V188H113L112 187V190H113V192H112V190H111V194L110 195H113V193H114V195L113 196H115L116 194H117V196L116 197H118L119 195L120 196H122L121 194H124V196L126 197V196H128L127 194H129L127 191L129 190V188H125L126 186H124V188L123 187H121ZM156 185V184H155ZM178 185H180V187L179 188H181V187H183L181 190H180V192L183 190V189H186L187 190V188L186 187H188V186H186V187H184V185H181V184H178ZM196 185V184H195ZM209 185V184H208ZM215 185V186H216ZM233 185V186H234ZM237 185V187L238 186H241V185H239V184H236ZM244 185H247L246 183H244ZM254 185V184H253ZM252 185V186H253ZM14 186H12V187H14ZM15 186V187H16ZM37 186V185H36ZM55 186V185H54ZM85 186V185H84ZM101 186H103V185H101ZM101 186H100V188H101ZM140 186H142V185H140ZM140 186H138L139 188H140ZM146 186V185H145ZM198 186V185H197ZM199 186H200V184H199ZM210 187H213L212 185H209ZM242 186H243V184H242ZM241 186V187H242ZM3 187V186H2ZM52 187H53V185H52ZM63 187V186H62ZM70 187H72V185L70 186ZM76 187H78V186H76ZM108 187V186H107ZM132 187H133V185H132ZM160 187V186H159ZM164 187V186H163ZM169 187H167V189L169 188ZM176 187L177 186H174V187H172V188H174V190H178V189H176ZM194 187V189L195 188H197V190H199V192H200V189H198L199 187H196V186H193ZM202 187V186H201ZM200 187V188H201ZM224 187H226V186H224ZM241 187H239V188H241ZM245 187V186H244ZM246 187H248V186H246ZM35 188V187H34ZM37 189H39V185H38V187H36ZM56 190H61V193L63 194L64 192L62 191V189H58L56 186L54 187ZM54 188H52V189H54ZM65 188V187H64ZM83 188V187H82ZM86 188V187H85ZM89 188V187H88ZM152 188H154V187H152ZM152 188H147L146 187V189H152ZM156 188H158V186L156 187L155 186V189ZM161 188H162V186H161ZM171 188V189H172ZM192 188V186L190 187V189ZM203 188V187H202ZM205 189H207V187H204ZM216 188L218 189L219 188V186H216ZM227 188V187H226ZM250 188V187H249ZM2 189V188H1ZM6 189V188H5ZM4 189V190H5ZM15 189V188H14ZM41 189H43L42 187L40 188V190ZM54 189V190H55ZM74 189V188H73ZM72 189V190H73ZM76 189V188H75ZM107 189H110V188H107ZM136 189L137 188H135V190H132V191H136ZM145 188H144V190H146ZM159 189V188H158ZM170 188H169V190H171ZM194 189H191L193 192H184V191H182V192H184V193H178V195H180L181 196V194H182V196L184 197V198H180V196H179V198L182 200V199H186V200H191V201H193L192 203H194V202H196V205H198V203L201 201H199L198 203H197V201L200 199L199 197L201 196H199V194H197L198 193V191L196 190V191H194ZM204 189V190H205ZM256 189V188H255ZM4 190H2L3 192H4ZM8 190V189H7ZM34 190V189H33ZM39 190V191H40ZM46 190V189H45ZM69 190V189H68ZM77 190V189H76ZM81 190V189H80ZM79 189H78V191H80ZM101 190H105V188L103 189H101ZM131 190V189H130ZM139 191H141V189H138ZM143 190V191H144ZM148 190L145 192L146 194H144L143 193V191L141 192V193H143V195L142 196H139L140 198L142 197V198H144V200L143 199H141V200H143V201H145L146 199H148V200H150V201H148L150 204H154V202H152L151 200H153V198H151V196H152V194L151 195H149V193H148ZM169 190H165L164 189V191H166V193L168 194H172L173 195V193H170V192H167V191H169ZM173 190V191H174ZM189 190V189H188ZM211 190H213V189H211ZM215 190V189H214ZM224 190V189H223ZM260 191V188L259 189H257V191ZM15 191V190H14ZM14 191H12V192H14ZM138 191V193H140ZM149 191H151V190H149ZM163 191V190H162ZM201 191H203L202 189H201ZM225 191H227V189L225 190ZM229 191V190H228ZM237 191V190H236ZM258 191V192H259ZM5 192H7V191H5ZM4 192V193H5ZM36 192H38V191H36ZM40 192H43L42 190L40 191ZM59 192V191H58ZM73 191H71L70 190V192L68 191V193H72ZM90 192H92V191H90ZM110 192V191H109ZM109 192H107L108 194H109ZM160 192V191H159ZM175 192V191H174ZM217 191H213V193L215 194ZM232 192H234V191H232ZM242 192H244V193H246L247 194V192H245V191H242ZM9 193V192H8ZM61 193H60V195H61ZM79 193V192H78ZM95 193V192H94ZM97 193V192H96ZM94 194L95 196L96 195H98L100 192H98L97 194ZM133 193V196H134V194H137V192L135 193V192H132ZM155 193H156V191H155ZM163 193V192H162ZM161 193V194H162ZM177 193V192H176ZM203 193V192H202ZM201 193V194H202ZM227 193V192H226ZM240 193H241V191H240ZM12 194V193H11ZM45 194V193H44ZM72 194H74V193H72ZM71 194V196H73ZM82 194V193H81ZM93 194V193H92ZM160 194V193H159ZM164 194V193H163ZM166 194V195H167ZM210 194H212V192L210 193ZM217 194H218V192H217ZM223 194H225V193H223ZM231 194L232 193H230V195H229V193L227 194L228 196H230V198L232 197L231 196ZM237 194V196H238V193H236ZM245 194V195H246ZM257 194V193H256ZM260 195H261V193H259ZM8 196V194H5V196ZM14 195V194H13ZM75 195V194H74ZM86 195H87V193H86ZM89 196H90V194H88ZM102 194L100 193V195H98V196H100V197H102L101 196ZM140 195V194H139ZM172 195H170V197L172 196ZM204 195V194H203ZM226 195V194H225ZM226 195V196H227ZM235 194H233V196H234ZM245 195H244V198H245ZM5 196H4V198H5ZM10 196V195H9ZM17 195H14V196H10V197H8V199H10V200H8V199H6V200H8L7 201V203H12V202H9V201H11L12 199H14L13 200V202L15 203L16 201H15V199L16 198H13V197H16ZM22 196H21V198H22ZM64 196V195H63ZM78 196H80V195H78ZM136 196H138V195H136ZM136 196H134L135 198H136ZM162 196V195H161ZM198 196V197H197ZM208 196V195H207ZM213 197H214V195H212ZM218 196H219V194L216 196V198H218ZM247 196V195H246ZM77 197V196H76ZM85 196H82V198H84ZM88 197V196H87ZM87 197H85V198H87ZM106 197V196H105ZM115 197V198H116ZM129 197V196H128ZM132 197V196H131ZM139 197H137L138 199H135V200H133V201H128L127 199H125V201H128V202H130V204H132V202H134V201H137L138 202V205H139V203L140 202H143V201H140L139 199ZM156 198H157V196H155ZM154 197V198H155ZM166 197V196H165ZM213 197H212V201H213ZM222 197H223V195H222ZM239 197V196H238ZM243 197V196H242ZM12 198V199H11ZM20 198V199H21ZM24 198V197H23ZM44 197H42V198H40V201L41 200H43V202L45 201V199H47V198H45V199H43ZM68 198H70L69 196H68ZM74 198V197H73ZM89 198V197H88ZM107 198V197H106ZM133 198V197H132ZM155 198V199H156ZM160 198V197H159ZM159 198H157L156 200H158ZM205 198V197H204ZM208 198H210L211 199V195H209L208 196ZM215 198V197H214ZM252 198V197H251ZM263 198V197H262ZM30 199H29V201H30ZM36 199H38L39 200V198L37 197ZM35 199V200H36ZM81 199V198H80ZM91 199V198H90ZM97 199H100V198H97ZM117 199V198H116ZM118 199H119V197H118ZM117 199V200H118ZM154 199V200H155ZM162 199H163V196H162ZM171 199V198H170ZM176 199V198H175ZM209 199V200H210ZM3 200V198L1 199V201ZM16 200H18V199H16ZM31 200H34V199H31ZM48 200V199H47ZM87 201H88V199H86ZM86 200L85 199H83L82 201H85V203H86ZM96 200V199H95ZM102 200V199H101ZM139 200V201H138ZM164 200H166V201H164ZM179 200V199H178ZM178 200H176V202H178ZM186 200H182L183 202H184V204L183 203H181V204H183V205H186V206H182V205H180V206H174V204H172V202H171V204L170 203H168V202H170V201H167V197H166V199H163V200H161V198H160V200H158L157 202H155V204L158 206V207H161L163 210L164 209H168V210H164L166 213H167V211H169V209L171 210V212L173 211V210H175L174 212H172V213H170V214H168L169 216V218H167V219H169V221H168V223L167 222H165L166 223V226H168L169 224V226L171 227V229L172 230H177L178 232H186V233H188V235H189V233H190V231L192 232L193 231V234H194V232H197V233H199V235L198 236H200V237H198V236H196V237H198L199 239H195L194 238V235L193 234H191V235H189V236H182V237H184L185 238V240H182L183 242H185V243H187V246H188V244H191V245H195L196 247L197 246H200V248H198V250H200L201 251V248H202V250H203V252H204V254H206V255H208L209 256V261H207L208 262V264H264V226H260V225H256L257 227L255 228L254 227V229L253 230H249V228H246L247 226H244V225H242V226H244V228H246V230H240V227H239V230H238V226H235V227H230L229 225H228V223L229 222H232V221H230V220H228L229 222L227 223V222H224V217L222 216V214H221V212H220V214H221V216L223 217H219V216H215V214H212V213H209V212H205L204 211V209H202L201 208V203L199 204L200 205V208H201V213L199 212L200 211V209L198 210L197 209V206L196 205H193V206H195V207H193L192 205H191V202H190V204L188 203V204H186L187 203V201ZM195 200V201H194ZM205 200V199H204ZM203 200V201H204ZM225 200V199H224ZM226 200H228V199H226ZM226 200H225V202L224 203H226V206H229V204L227 205V203H229L228 201H230V200H228L227 202H226ZM232 200H234V198L232 199ZM236 200V199H235ZM263 200V199H262ZM21 201H23L24 202V199H22ZM57 201V200H56ZM97 201V200H96ZM100 201V200H99ZM146 201V202H147ZM172 201V200H171ZM242 201H246L245 199H243L242 198ZM4 202H5V200H3L2 201V203L4 204ZM31 202V201H30ZM29 202V204H31ZM77 202V201H76ZM145 203L146 205H147V208H148V206H150V204L149 203ZM180 202L181 201H179V203H178V205L180 204ZM206 202H208V201H204V203L206 204ZM221 202V201H220ZM220 202H218V204L220 205V206H224L223 204V202L222 203H220ZM231 202V201H230ZM235 202V201H234ZM247 202V201H246ZM251 202V201H250ZM7 203H5L4 204V206H3V208H4V210H6L7 209V207L5 208V206H6V204ZM18 203H20L19 201H18ZM18 203H17V205H18ZM32 203H34L33 201H32ZM81 203V202H80ZM83 203V202H82ZM96 203V202H95ZM111 203H112V201H111ZM135 204H137L136 202H134ZM209 203V202H208ZM238 203V202H237ZM262 203H264V200H263V202ZM0 204H1V202H0ZM2 204V205H3ZM47 204V203H46ZM91 204H92V202H91ZM120 204V203H119ZM141 204V203H140ZM155 204L154 205H152V206H155ZM211 204V203H210ZM209 204V206H211ZM214 204V203H213ZM232 204V203H231ZM257 204V203H256ZM2 205H0L1 207H2ZM8 205V204H7ZM14 206H13V208H18V206H16L15 207V204H13ZM22 205V204H21ZM62 205V204H61ZM80 205V204H79ZM90 205V204H89ZM97 205V203L94 205V207H95V209H96V207L98 206H96ZM101 205V204H100ZM132 205H134V204H132ZM143 205H144V202H143ZM173 205V206H172ZM188 205H191V206H188ZM199 205H198V207H199ZM204 205V204H203ZM235 205H236V203H235ZM245 205H246V203H245ZM249 205V204H248ZM255 205V204H254ZM258 205H259V203H258ZM257 205V206H258ZM9 206H12L11 204L9 205ZM34 206H36L35 204H34ZM81 206V205H80ZM87 206V205H86ZM91 206V205H90ZM104 206V205H103ZM103 206H102V208H103ZM115 206H116V204H114V207L113 208H115ZM119 206V205H118ZM118 206H116V208L118 207ZM135 206V205H134ZM140 206H142V204L140 205ZM145 206V205H144ZM144 206H142V211L143 212H141V211H139L140 210V208L141 207H136V208H139V212H141V216L143 217V215L145 214V210L143 209L144 208ZM207 207H208V205H206ZM226 206H224V207H226ZM238 206V205H237ZM237 206H235V207H237ZM256 206V207H257ZM0 207V209H2ZM62 207V206H61ZM89 207V206H88ZM99 207V206H98ZM132 207V206H131ZM156 207V206H155ZM155 207H153V208H155ZM178 207V208H177ZM181 207H182V209H181ZM185 207H187V208H194V210H197V213H199V214H196V212H195V214H192V212L191 211H194L193 210V208L192 209H190L191 211H189V212H191L190 213V215H189V212L187 211V210H185L186 211V213L185 214H187V212H188V214L187 215H185V214H183V212H185L184 211V209H187V208H185ZM213 207V206H212ZM211 207V208H212ZM231 207V206H230ZM240 207V206H239ZM234 208V203L232 204V209L234 210L233 211V213H229V210L228 209H225V211L226 210H228V213H225V215H227V216H230L231 218L230 219H232V218H234V219H238V217L240 218V217H250V216H248V215H250L249 213H252L253 214V212L251 211H246L247 210V208H245L244 207V209H246L245 211H244V209L243 208ZM259 207H261L262 208V205H259ZM9 208V207H8ZM10 208H12V207H10ZM15 209L14 210V213H15V215H16V212L18 213L19 212V214H20V211L22 210V209ZM22 208V207H21ZM79 208H81V207H79ZM84 208V207H83ZM83 208L81 209V210H83ZM105 208V207H104ZM111 208V207H110ZM115 208V209H116ZM122 208V207H121ZM145 208H146V206H145ZM152 208V209H153ZM157 208V207H156ZM161 208H158V209H161ZM184 208V209H183ZM204 208V207H203ZM211 208H209V209H211ZM264 208V207H263ZM85 209V208H84ZM93 210H94V208H92ZM92 209H90V210H92ZM114 209V210H115ZM148 209H150V208H148ZM148 209H146V211L148 210ZM157 209V210H158ZM161 209V210H162ZM178 209H181L182 210V215L184 216V217H186V216H188V217H186V218H184V221H185V223H183L182 221H180L179 219H177L176 218V216L178 217L179 215H176L175 213H176V210H178ZM205 209H207V208H205ZM213 209V208H212ZM215 209V208H214ZM224 209V208H223ZM254 209H255V206H254ZM260 209V208H259ZM258 209V210H259ZM25 210H26V208H25ZM80 210V211H81ZM89 210V209H88ZM119 210V212L118 213H120V211H121V214H122V211L123 210H125L124 208H123V210L121 209L120 210V206H119V209L117 208V211ZM129 210H133V209H128L126 212L128 213V215L129 214H131V213H133V212H131V213H129ZM181 210H179L180 212H181ZM222 210V209H221ZM262 210H264V209H262ZM13 211V210H12ZM16 211V212H15ZM22 211H24V209L22 210ZM67 211V210H66ZM77 211V210H76ZM84 211V210H83ZM86 211V210H85ZM117 211H115V212H117ZM149 212H150V210H148ZM160 211V210H159ZM158 211V212H159ZM204 211V212H203ZM7 212V211H6ZM41 212V211H40ZM44 212V211H43ZM43 212H41V213H35L34 214V212H33V214L32 215H36V217H38L37 218V220H39V221H43L44 219L46 220L47 218H49V215L48 214H45V212L43 213ZM86 212H89V211H86ZM94 212H95V210H94ZM93 212V213H94ZM137 212V211H136ZM148 212V213H149ZM152 212H153V210H152ZM151 212V213H152ZM160 212H162V211H160ZM178 212V211H177ZM216 212H217V210H216ZM227 212V211H226ZM14 213H10V215H12V214H14ZM30 213V212H29ZM32 213V212H31ZM63 213V212H62ZM70 213V212H69ZM92 213V214H93ZM101 213V212H100ZM99 213V214H100ZM107 213V212H106ZM127 213L125 214V213H123L122 215H127ZM143 213V214H142ZM148 213H146V214H148ZM157 213V212H156ZM155 212L153 213V214H156ZM165 213V214H166ZM8 214V213H7ZM24 214V213H23ZM87 214V213H86ZM98 214V215H99ZM134 214L136 215L137 213H135V210H134ZM140 214V213H139ZM139 214H137V215H139ZM145 214V215H146ZM160 214H162V213H160ZM160 214H159V216H160ZM181 214V213H180ZM217 214H219V212L217 213ZM30 215V214H29ZM31 215V216H32ZM53 215H58L59 216V218H60V216L62 215L61 213L59 214V212L58 213H55V214H51L50 216H52V218H53ZM71 215H72V213H71ZM77 215H78V213H77ZM103 215H105V213L103 214ZM124 215V219H126L125 216ZM134 215V216H135ZM163 215V214H162ZM167 215V214H166ZM176 215V216H175ZM3 216H4V214H3ZM2 216V217H3ZM9 216V215H8ZM12 216H14V215H12ZM21 216H23L22 214H21ZM20 216V217H21ZM68 216V215H67ZM79 216H82V215H79ZM86 216L87 215H85L84 217H85V219H86ZM90 216H92V215H90ZM93 216H95L96 217V219H95V217L93 218V220H94V222H96L95 220H97V215H93ZM112 216V215H111ZM110 216V217H111ZM129 216H132V215H129ZM140 216V215H139ZM148 216H150V215H148ZM152 216H154V215H151V217ZM182 216V217H183ZM234 216H237V218L236 217H234ZM253 216H255V215H253ZM264 216V215H263ZM6 217V216H5ZM15 217V216H14ZM19 217V218H20ZM55 217V216H54ZM74 217H76V219H74ZM73 218H71V219H73L74 221H77V220H80L81 219V221L82 222H84L83 220H85V219H83L82 220V218H80V219H78L77 218V216H74ZM103 217V216H102ZM107 217H109L108 216V214H107ZM109 217V218H110ZM162 217V220L163 219H165L166 221H167V219L166 218H163L164 216H160L159 218H161ZM252 217V216H251ZM1 218V217H0ZM7 218V217H6ZM10 218H11V216H10ZM10 218H8L7 220H9ZM51 218V219H52ZM56 218V217H55ZM54 218V219H55ZM62 218H63V215H62ZM61 218V220L62 221H59V220H57L58 222H56L57 224H51L50 226H49V223H46V224H48L47 226V228L46 227H42V226H45V225H41V222H40V225H39V223L38 224H36L37 226H38V233L37 234H34L33 233V235H31L30 237L29 236H26V235H24V236H26V237H28V239L27 238H23V239H25L24 241V243H22V247L19 249V247H18V249H19V251H16V252H19L21 255H24V257H26V259L28 260V262H30L31 264H131L134 260H136V259H130V258H124V257H122V256H120V255H118V254H120V253H122V252H124V251H126V250H128V249H131L127 244H125V243H119V242H116V241H113V239H111V237H110V239H109V235H108V238H107V236L104 234V232H105V230L103 231V229L102 228H104V227H106L105 229H109V232L111 231H113V233L115 234L116 232H114V231H116V229H117V224H115V225H113L112 224V222L110 223V224H108V223H104V222H102V220H104V219H101V217H100V219L101 220H98L97 221V227H95V225H94V227L95 228H97V229H95V228H91V225L89 224L88 225V221H87V219H89V217H87V219H86V221H85V223H84V225L83 226H79V225H82V223L81 224H79V223H77V224H79L78 225V227H74L73 226V224L72 223H70V226H71V228H75V229H71V228H69L68 226H66L65 225V222H67V225L69 224L68 223V221H69V219H68V221H67V218H64L65 220V222H63V219ZM91 218V217H90ZM104 218L106 219V220H104V221H108L107 220V218L104 216ZM116 219V218H114L113 216L110 218V220L111 219ZM121 218V217H120ZM132 218V217H131ZM135 218H137V216H135ZM153 218H155V217H153ZM179 218H180V216H179ZM5 219V218H4ZM36 219V218H35ZM35 219H32L31 221H29V223L31 222V223H33L34 224V221L33 220H35ZM98 219H99V217H98ZM112 219V220H113ZM124 219H122L123 220V222H126V220H124ZM129 219V218H128ZM143 219V218H142ZM187 219H189V220H187ZM226 219H228V217L226 218ZM256 219V218H255ZM264 219V218H263ZM23 220V219H22ZM48 220V219H47ZM111 220V221H112ZM133 220V219H132ZM139 220V219H138ZM137 220V221H138ZM155 221H156V219H154ZM161 220V221H162ZM182 220V219H181ZM257 221H260V219H256ZM12 221H14V224L16 225V223L17 222H19V221H17L16 223H15V218H14V220H12ZM25 221V220H24ZM23 221V222H24ZM27 221V222H28ZM49 222H51V220L49 219L48 220ZM72 221V220H71ZM81 221H79V222H81ZM118 221V220H117ZM143 221L145 222L146 220L145 219H143ZM151 221H152V219H151ZM164 221V220H163ZM163 221H162V223H163ZM186 221H188V223L189 224H187L186 223ZM248 221V220H247ZM254 222L253 224L255 225V223L257 222V221H253V219H251L250 220V222ZM21 223H17V224H24V223H22V221H20ZM47 222V221H46ZM53 222H55V221H53ZM92 222V221H91ZM91 222H89V223H91ZM115 222V221H114ZM121 221H118L117 223H120ZM147 222V221H146ZM145 222V223H146ZM251 222V223H252ZM9 223V222H8ZM74 223V222H73ZM76 223H75V225H76ZM136 223V222H135ZM138 223V222H137ZM145 223H143L144 225H145ZM164 223V224H165ZM232 223H235V224H237L236 222H232ZM35 224H34V226H35ZM43 224V223H42ZM72 224V225H71ZM151 224V223H150ZM168 224V225H167ZM224 224H226V225H224ZM230 225H231V223H229ZM261 224V223H260ZM5 225H7V224H5ZM25 225H27V223H25ZM29 225V224H28ZM126 226H128V227H130V228H128V229H130L131 231H133L134 230V232H136L135 231V228H132V226H131V224H130V226L129 225H127V224H125ZM138 225V224H137ZM142 225V224H141ZM155 225V224H154ZM228 225V226H227ZM239 225V224H238ZM253 225V226H254ZM11 225H9V227H10ZM22 226V225H21ZM21 226H19V227H21ZM65 226L66 227H68L67 229H65ZM107 226H108V228H107ZM139 226V225H138ZM16 227H17V225H16ZM19 227H18V229H19ZM24 227V226H23ZM23 227H22V230H25L26 232H29V233H31V231H33V230H31V231H27L26 229H23ZM28 227V226H27ZM32 227H33V225H32ZM93 227V226H92ZM120 226H118V228H119ZM139 227H141V226H139ZM25 228V227H24ZM33 228H35V227H33ZM116 228V229H115ZM157 229H159V230H161L160 228H158V227H156ZM27 229H29V228H27ZM122 229V228H121ZM124 229V228H123ZM155 229V228H154ZM242 229V228H241ZM21 230V231H22ZM118 230V229H117ZM127 230V229H126ZM137 230V229H136ZM145 230H147V229H145ZM151 230V229H150ZM149 230V231H150ZM158 230V231H159ZM21 231H20V233H21ZM101 231H103V234H101L100 232ZM121 231V230H120ZM129 231V230H128ZM148 231V232H149ZM153 231V230H152ZM156 231V230H155ZM251 231H253V232H251ZM8 232V235H13V233L11 232V229H9V231H7ZM23 232V231H22ZM25 232V233H26ZM34 232V231H33ZM110 232V233H111ZM130 232V231H129ZM147 232V233H148ZM164 232H167V234L169 233V231H165L164 230ZM162 233V232H160L161 234H164L165 235V233ZM29 233H26V234H28V235H30ZM106 233V232H105ZM117 233H121V232H118L117 231ZM115 234V235H117V236H119V239H120V237L122 236L121 234L120 235H118V234ZM123 233V232H122ZM132 233V232H131ZM196 233V234H197ZM3 234V233H2ZM128 234V233H127ZM130 234V233H129ZM149 234V233H148ZM155 234H157V233H155ZM154 234V235H155ZM171 234V233H170ZM175 234V233H174ZM4 235V234H3ZM139 235V234H138ZM147 235V234H146ZM159 235V234H158ZM157 235V236H158ZM187 235V234H186ZM4 236H6V235H4ZM23 236V237H24ZM134 236V235H133ZM156 236V237H157ZM160 237H161V235H159ZM159 236L157 237V238H159ZM166 237H169L168 235H165ZM171 236V235H170ZM179 236H180V234H179ZM9 237V236H8ZM8 237H7V239H8ZM18 237V236H17ZM17 237H15L16 239H17ZM20 237V236H19ZM113 237V236H112ZM115 237V236H114ZM139 237V236H138ZM147 237H149V235H147ZM154 237V236H153ZM153 237H151V238H153ZM181 237V236H180ZM15 238H13V239H15ZM126 238L128 239V241H133V242H135L134 241V239H135V237H132V236H129V235H127L126 236ZM171 238V237H170ZM170 238H166V239H170ZM2 238H0V240H1ZM161 239V238H160ZM160 239L159 240H156V241H160ZM172 239H176V238H174V237H172ZM115 240V239H114ZM120 240H123L122 238L120 239ZM136 240V239H135ZM150 240V239H149ZM149 240H148V242H149ZM180 240V239H179ZM179 240H175L176 242H179ZM3 241H4V238H3ZM11 241V240H10ZM14 241V240H13ZM16 241V240H15ZM20 241H22V239H18V243H20ZM138 241V243H140V240H137ZM147 241V240H146ZM170 241V240H169ZM168 241V242H169ZM17 242V241H16ZM124 242H125V240H124ZM144 242V241H143ZM147 242V243H148ZM181 242V241H180ZM179 242V243H180ZM145 243V242H144ZM163 243V242H162ZM170 243V242H169ZM178 243V246L180 245L181 246V243L179 244ZM136 244H137V242H136ZM141 244H142V242H141ZM139 245L138 244V246H140V247H142V245ZM149 245H150V242L148 243ZM172 244V243H171ZM13 245V244H12ZM183 245V244H182ZM186 245V244H185ZM231 245V246H230ZM134 246V245H133ZM143 246H145L146 247V245L144 244ZM151 246H155V247H153L152 249H161V248H158L155 244H152L151 243ZM159 246V245H158ZM165 246V245H164ZM178 246H176V247H178ZM180 246H179V248H180ZM190 246V245H189ZM188 246V247H189ZM135 247V246H134ZM147 247H149V246H147ZM157 247V248H156ZM161 247V246H160ZM167 247H168V245H167ZM182 247V246H181ZM184 247V246H183ZM150 248V247H149ZM148 248V249H149ZM170 248V247H169ZM190 248V247H189ZM154 249V250H155ZM171 249V248H170ZM169 249V250H170ZM181 249H183V248H181ZM184 249H186L185 247H184ZM183 249V250H184ZM14 250V249H13ZM141 250V249H140ZM147 250V249H146ZM146 250H144L145 252H146ZM197 250V249H196ZM142 251V250H141ZM144 251L142 252V255L144 254ZM173 251V249L171 250V252ZM174 251H176V250H174ZM185 251V250H184ZM183 251V252H184ZM147 252H148V250H147ZM155 252H156V250H155ZM158 252V251H157ZM156 252V253H157ZM163 252V251H162ZM177 252V251H176ZM187 252H188V250H187ZM187 252L185 251V253L187 254ZM192 252H194V251H192ZM192 252H190L189 251V254L190 253H192ZM131 253H133V252H131ZM138 253H139V251H138ZM154 253V252H153ZM178 253V252H177ZM137 254V253H136ZM135 254V252H134V254L132 255L133 257H134V255H135V258H136V256H138V254L136 255ZM149 253H147L146 255H147V257L149 256L148 255ZM162 255H163V253H161ZM176 254V253H175ZM189 254H188V256H189ZM197 254V253H196ZM196 254H192V255H196ZM145 255V254H144ZM157 255H158V253H157ZM173 255H174V252H173ZM178 255V257H179V255H181V254H177ZM177 255H175V256H177ZM191 255V254H190ZM154 256H156V255H153V257ZM164 256L165 255H163V256H160V257H163L164 258ZM171 256V255H170ZM200 256V255H199ZM182 257V256H181ZM139 257H137V259H138ZM156 258V257H155ZM162 258V260H164ZM165 258H166V256H165ZM176 258V257H175ZM180 258V257H179ZM196 258H198V254H197V256H196ZM206 258V257H205ZM189 259H191V258H189ZM198 259H203V258H198ZM132 262H131V261ZM146 259L144 258H139V260H137V261H139L140 262V264H147L146 263V261H145ZM166 260L168 261V258H166ZM166 260H164L166 263H169V262H171V260L170 261H166ZM179 260H182V259H179ZM205 260V259H204ZM151 261V260H150ZM150 261H147L148 262V264H149V262ZM172 261H174L175 262V260H172ZM201 261V260H200ZM203 261V260H202ZM131 262V263H130ZM153 261H151V263H152ZM161 262V261H160ZM180 262H184V261H180ZM203 262H205V261H203ZM203 262L201 263V264H203ZM134 263V262H133ZM137 264H139L138 262H136ZM150 263V264H151ZM190 263H192V261L190 262ZM206 263V262H205ZM155 264V263H154ZM170 264V263H169ZM173 264V263H172ZM175 264V263H174ZM178 264V263H177ZM187 264V263H186ZM194 264H199V262L198 263H196V261L194 262ZM207 264V263H206Z\"/></svg>","mask_w":264,"mask_h":264}]
</instances>
